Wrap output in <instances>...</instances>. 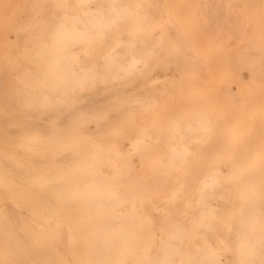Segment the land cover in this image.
Segmentation results:
<instances>
[{
  "label": "rangeland",
  "instance_id": "rangeland-1",
  "mask_svg": "<svg viewBox=\"0 0 264 264\" xmlns=\"http://www.w3.org/2000/svg\"><path fill=\"white\" fill-rule=\"evenodd\" d=\"M53 1L55 3H53ZM84 1L85 0H79V1L78 0L77 1L76 0H0V86L3 87V88L0 87V91H1L0 92V100L3 98L2 99L3 101L1 100L3 102V104H1L2 102L0 103V105L2 106V107L0 106V111L2 110V108L5 105V108H3V110H5L6 112L10 111L11 108L13 109V106H14V108L16 109V111H14V112L20 113V114H18V113L14 114V113H11L13 111V110H11V112H10L11 115L14 114V115H12L13 117L11 116V118H13L14 120L13 119L10 120V113H7V114H9V116L6 115V113L4 115H3V113L2 114L0 113V120H1L0 121V129H1V127L3 129V130H0V134L7 132V134H6L8 136L7 138H9L10 140L13 138L14 141H16V139H17V141L15 142L17 145L14 144L15 146L12 145L13 140L10 142L12 144L9 145V144L4 143V141H5L4 138H3L4 141H1L2 140L1 139L0 140V150H3L4 152H6L5 154H8L7 158L10 157L11 159H13L15 156V159L18 160L19 163L21 162L20 163L21 165H18L19 163L15 160L16 164L17 163L18 164L16 166H14L15 161L14 162H13V160L9 161L10 163L13 162L12 165L14 167H12V165H11V167L14 169V171L17 170L16 171L17 174L20 175V173H18V172H22L21 174L23 176L25 174L27 179L28 180L30 179L29 184L30 183L32 184L34 181H36V183H39V182H37V180H39V179H41L43 181V182L40 181L41 182L40 184L42 186L33 185V184L28 185L27 184L28 180L26 179V177H24L26 179L25 180L26 183H24L23 185H26V187H24L23 189H25V190L27 189V186H30L32 188L28 187V189H30V190L33 189L32 190V192H33L35 189L34 186H36V187L39 186V188L42 187L41 189L38 188V191L41 190V195H42L43 194L42 192L43 191L45 192L48 189V187L54 188L56 185V189L54 190L55 192L53 191V189H48L46 192L52 190V192H50V195H49V196H51V198L53 197V195H55V197H57L56 195H58V197H59V195H61L62 198H65V197H68V196H65L66 195V192H65L66 189L65 190L63 189V191H61V194H55V193L58 190L57 187L59 188V186H61L59 188V191H58V193H59L63 187L67 186L69 188L68 193H67L68 195L71 194V191H69V190H71L73 188L72 194H71V198L73 200V197L75 199H77L76 197L79 196V192H81V191H79V188L81 187V185H82V187L80 189L84 188L82 190V193L84 195L82 193H80L82 195L79 196V199H80V197H82L81 200H76L77 203L74 202L75 204L73 203V201H75V200H73L72 203L69 202V200H66V202L67 201L69 202V204L67 202L68 206H65L67 204L62 203L64 201V199L60 201V199L58 198L59 201L56 202V201H54V199H56L55 197H53L54 199L48 198L49 196H46L48 194L45 195L46 192L43 194V195H45L44 197L47 199L53 200V202H56V204L53 202L51 203V200H50V202H47V201L44 202V200H42L43 196H41V195L39 196L40 192H39V194H37L35 191H34V193H32L30 191V193H29L28 189H27V191L24 190L25 192H23V190H22L21 194L23 196H19V195H21L20 193L18 194V192L21 191V189H20V191L18 190L20 184L19 185L17 184L18 186L15 184L17 183V181H19V178L22 175H20V177L17 175L16 178L17 177L18 178L13 179V183H11L13 190L11 189V185L9 184V182L12 180H9V178L8 179L6 178V181H4L5 177L1 176L3 171L8 172L7 169L5 171V168L8 164V161L6 162V160H5L7 158L5 157V159H3V162L4 163L6 162L5 167H4V169H2L0 167L2 169V170L0 169L2 171V173L0 174V178H2V179H0V181H1L0 185L4 184L3 186H5L6 188L1 186L0 195L3 197L4 192H6V191L8 192L11 190L12 192H9V194L11 193V196H12L16 192L15 193L16 199L14 198L15 195L10 197L9 194H7V193L6 194L8 195V197H10L9 200H7L8 199L7 197H6V199L2 200L3 198L0 196V210L1 209H2V211L5 210L4 211L5 213L0 211V213L2 212V215L4 216L3 217L1 215L0 217L3 219H6V217H8L9 218L8 221L11 222V224L14 221H16L14 224H17V223H20V221L22 223L23 220L28 222L30 219H32L31 222L29 221L28 223H26L24 225L25 229H28V231L24 229L27 232L24 234L28 235L30 238L29 233L30 234L31 233L36 234V232H38L37 234H39V238H41V237L44 238L43 239L44 242L40 243L41 240L35 241L34 237L36 238L37 234H36V236H35V234H33V236H32L33 238L32 237L30 238V242H32L33 241L32 239H34L35 243L32 242L33 244H31V245H34V248L32 246L30 248H27V246L23 244L25 242L22 241L23 240L22 238H24V236L21 234H18L19 232H21V230H19V229L21 228L22 224L21 225L20 224L15 225V227H13V229H12L11 224H8V221L6 219L4 222H0V226L2 225L1 223L4 224V225H2L3 227L5 225L9 226V227L6 226V228L11 229V230H8L11 234L14 232V234H13L14 237L11 236L13 238L12 240H14V242L10 239L12 241V243H11V241L8 238L4 237L3 233H5V235L7 233H9L7 231V229H5V228H3V230L0 229V247L3 246L2 248H0V255H1L0 263L1 264H4V263L10 264L12 262L11 264H16V260L18 261L17 257H19V255H21L20 253H23L24 250L21 251L20 253L18 252L19 254L15 253V250L17 248H22V244H23V248L25 249L26 253H27V251L32 252L33 250H30L31 248H33L36 251L35 255L37 257H34V259H32V260H37V259H40L42 257V255H41L42 252H41V254H38L37 251H39L40 249L42 250L43 245H44L43 248H45V245H48V246L52 245V247H53V249L51 247H48L49 250L51 248L50 252L47 249V252L50 253V255H49V253L47 254V256L48 255L50 256L49 260L53 259V258H51L52 256L53 257L55 256V253H53L54 249H55V251H57L56 255L59 254L58 256L63 255V257H67V255L69 253L75 252V250H73L72 248H73V246L75 248H77L76 245L80 242V241H78V243L76 242L77 241L76 238H78V240H80V238H79L80 234L78 232L80 230H76L74 232V234H75L74 237L71 238V234H70L71 228L70 227L74 226L73 223L71 224V221H73L75 223L76 227L79 224L78 223L79 221L81 223L79 225H82V223H85L84 224L85 227L88 226L87 230L92 229L91 224H94V225L97 224V226H99V228H101L102 226L103 227L107 226L108 223L105 222L104 217H98L95 220H93L94 217L89 215L91 212H93L92 211L93 208L100 204V207L102 209L101 211H104L105 209H109V208H112L111 210H113V208H115L114 212L119 216V218H118L119 222L118 221H117L118 223L115 222V224L117 223V225H116L117 230L116 231L119 230L118 233L121 232L119 235V239L123 240V242L125 241L126 238L123 237L124 233L126 234L125 236L127 238H128V236L130 238L132 236L137 237V234H138V237H139V235L144 236V234L146 236L147 235L146 233H148V235L151 236L152 241H154L153 242L154 245H153V248L151 250L153 253L159 252V250H157V246L163 244V241L166 242L168 240L169 242H167V243H171V241L168 238L175 236V237L181 238V242L176 241V242H174V244L176 246L180 245L179 251L180 252L183 251V253L191 252V254L195 255L196 254L195 252H197L196 250L198 249L197 254H201V252L204 249V245H205L206 248L208 249V250H206V248L204 249L205 253L206 252L212 253L213 251L216 253L215 254L213 252L217 256L218 264H246L245 261H247V264H264V258H263L264 257V85H263L264 81L261 80V79H264V72L261 73V70L264 71L263 70L264 69L263 64H261L262 62H264V60L262 61V59H261L262 56H263L262 58H264V0H230V1L229 0H223V1L220 0V1L225 2V3H222L224 6L222 5L223 7L221 6V8H219V10L217 9V12L220 11L224 16L219 14V16H217V17L223 16L222 19H224L223 21L226 23L225 25H227V26L229 25L228 26L229 29L227 26H226L227 28H225V26L223 25L224 22L222 24L221 23L222 20L220 21L219 20L220 18H218V20L220 21L219 22L220 27H218V23L216 25L214 24L215 28L217 26L218 29L216 28L217 31L214 29L215 31H213V32H216L217 34L215 36L211 35V37H210V35H208V33H207V36H209V37L206 36V32H209V34L211 33L209 31L211 29L209 27L210 26V20L209 21H207V20L209 17H210V19H212L211 16H209L208 18L206 17V15L208 14V12L206 11L207 8H206V10L204 8L205 3H207L206 0H204L205 3H203L204 2L203 0H200L201 4L202 5L204 4L203 6L199 5L201 7H198V5L194 6L195 5L194 2L196 4L199 3L198 0H195L194 2H193V0H87V1H89V3L86 1L84 3ZM113 1H115V2H113ZM207 1L209 2L208 5L211 4V8H212L211 12H210L211 8L210 7H209L210 9L208 8L209 9L208 11L210 13H212V14H208V15H212V17H213V14H215V15L217 14V12L214 13L216 11L215 8L217 6L220 7L219 4L221 5V3L219 0H213L215 2H212V0H207ZM231 1H233V2H231ZM242 1H243V3H242ZM248 1L250 2L249 4L251 6L248 5ZM60 2L63 4H61ZM82 2H83V4H82ZM191 2L193 3V5H191L192 4ZM210 2H212L213 4ZM79 3L81 5H79ZM232 3H235V4L237 3L238 5L230 6V5H232ZM58 5H60V6H58ZM208 5L206 4L205 7H207ZM212 6L213 7L216 6L214 8V10H213ZM246 6H247V9H246ZM127 8H129V9H127ZM52 9L55 11H52ZM122 9H124L126 11H124ZM140 9L141 10L143 9V10L140 12ZM192 9H194V10L197 9L196 12H198V13H196ZM201 9H203L206 12H201V11H203ZM221 9H223V10H221ZM242 9L245 13L242 12ZM102 10H103V12H102ZM136 10H137V12H136ZM96 11H97V13H96ZM191 11L194 14L196 13V15L199 13L201 14L199 16L200 18L198 16H196V18L201 19V23L198 24V22L196 21L197 23L194 24L195 15L192 14ZM228 12L230 14H228ZM85 13L86 14L88 13V14L86 15ZM202 13H204V14L206 13V14L202 15ZM225 13L228 14V16L229 15L232 16V14H234L235 17L232 16V18L230 19V17H231L230 16V17H227V19H226V18H224ZM92 14H93V16H92ZM101 14H102V16H101ZM76 15H77V17H76ZM89 15H91V16L89 17ZM94 16H96V17H94ZM123 16H125L127 19H125V17H123ZM204 16L207 18V20H205ZM78 17L80 18V20L78 19ZM260 17H261V20L258 19ZM39 18H41V19H39ZM76 18H77V20H74ZM97 18H99V19H97ZM117 18L118 19L122 18V19L118 20ZM150 18H151V20H149ZM202 18H204L203 20H205V21H203ZM70 19H71V21H69ZM112 19H113V21H112ZM134 19H135V21H134ZM84 20H85V22H84ZM98 20L99 21L101 20L100 22L102 24ZM171 20H172V22H171ZM229 20H232L231 21L232 24L230 23ZM236 20H237V22H236ZM86 21L90 27L86 24ZM91 21H93L92 24H91ZM215 21H216V18H215ZM243 21H245V22H243ZM97 22H99L101 24V27H99L100 25L98 26ZM107 22H108V24H106ZM110 22H112V23H110ZM56 23H58L59 26ZM94 23L97 25V27H95L96 25H94ZM236 23H238V24H236ZM242 23H244V26ZM261 23H263V24L261 25ZM53 24L57 25V26L54 25V28L62 27L68 31V32H65V29L62 30V28H61V29H58V31H60L61 34L64 33V35H60V33H57L59 36L54 35V36H56L57 41H61V43H59V42L56 43V41L53 42L55 39H53V37L50 38L51 36L48 37V35H47V33H48L47 30L53 28V26L51 27V25H53ZM69 24L71 26L73 24L72 28ZM80 24H81V26H80ZM110 24H112V26H111V28L108 29V27H110L108 25H110ZM211 24H213V23H211ZM113 25H115L117 27L114 29L115 26L113 27ZM200 25L204 28L206 27L205 29H208V31H206L204 29L205 30V32H204ZM203 25H205V26H203ZM234 25H235V27H234ZM248 25H250L251 27ZM35 26H36V28H35ZM231 26H232V28L233 27L235 28V29L233 28V30H234V33L237 34L236 36H233V34H234L233 32H232L233 34L230 33L232 31V30H230ZM169 27L171 28V30L168 31L167 28H169ZM20 28L21 29L23 28L24 30L20 31ZM26 28L27 29L29 28L31 30L33 29L34 31L31 32V30H30L29 33H27L28 30H26ZM39 28H41V31L46 29L47 32L45 31V35H44V32H41L39 30ZM42 28H45V29H42ZM54 28L51 29L52 34H50V32L48 34L53 36L54 32H52V31L54 30ZM117 28H118V30H117ZM239 28L240 29L242 28L241 29V33L243 32L242 34L237 33V31L240 32ZM78 29L81 31H83V30L84 31L79 32ZM221 29L224 30L223 34L228 35V36L224 35L225 39H223L224 37L222 36L223 34H222ZM227 29L230 32H228ZM18 31H19V33H17ZM58 31H56V32H58ZM75 31L77 33H79L78 35H81V36H76V34H77L76 33L75 38L78 37L80 39V37H84L85 35L87 37V35H88V39L86 37L84 38V39H87V41H88V42H86L87 44L84 43L85 40L80 39L81 40L80 43L82 45H79V47L84 46V48L82 50L87 48V53H86V50H85V52L84 51L82 52V50L80 49V52H79V50L76 49L79 47L76 46V44L78 42L75 43V41H77L79 39L77 38L74 41L75 38H74L73 34H71V33H74ZM96 31L98 34L95 33ZM171 31H174V32L171 33ZM218 31L222 35H220V33ZM88 32H90V34H88ZM213 32L211 34H213ZM68 33L70 34V37H69V39L71 38L70 40L68 39V36H69ZM82 33L83 34L85 33V34L82 36ZM101 33H103L104 35H102ZM96 34H97V37H96ZM99 34H101L102 36L101 35L99 36ZM118 34L121 35V37ZM126 34L129 36L130 39H126V38H128V36ZM41 35L45 36V37H42ZM115 35H117V36H115ZM39 36L42 37L43 41L40 40ZM131 36H134V37H131ZM173 36H175V37L177 36V37L175 38ZM238 36H240V37L238 38ZM58 37H60L61 39L59 40ZM90 37L93 39V41H95V43L92 41V39H90ZM119 37H120V39H119ZM141 37H142V40L140 41ZM227 37H229V38H227ZM234 37H236L235 41H234ZM242 37H243V39H242ZM48 38H50L52 40H50ZM64 38H66V39H64ZM117 38L119 40H116ZM131 38H135V39H131ZM143 38H145L146 40L145 39L143 40ZM219 38H220V40H219ZM14 39H15V41H14ZM172 39H174V41H172ZM207 39H209V41H210L209 43H208ZM71 40L74 42H72ZM82 40L84 42H82ZM125 40L127 43L125 42ZM175 40L177 42V45L179 44L178 46L177 45L175 46V44H173V43H175ZM214 40H216V41L214 42ZM35 41L36 42L39 41L38 43H40L41 41L42 42L40 44L34 46ZM45 41L47 42L45 44V46L47 48L51 49V47H52V53L47 52L46 58H48V57L51 58V56H53V55L57 56L59 54V53L57 54L53 51V46L47 45L48 42L50 44L51 41H52V45H56V46H57V44H60L59 46H61V44L62 45L65 44V45H63V47H65V46L67 47L69 45L71 47V45H72L73 49H72V47L71 48L68 47L66 49H69V51H71V52H74L73 50L75 49V52L73 54H71V52L67 53L68 54V58H67V54L64 51H68V50H65V48H61L62 47L61 46L60 48L62 50L57 51L55 49H57L59 46L54 47L55 51L60 52V53L62 52L63 56L61 54H59L62 57L58 55V57L56 58L57 60L52 59L53 60L52 61L50 59L52 61L51 62L49 59L48 60L46 59L45 60L46 62H45L44 61L45 55H44V57H43L44 59L41 58V59L37 60L38 61L37 62L34 60L35 57H33L34 55H36V54H34V51L37 50V52H38L39 50H42V49L44 51L45 46L43 45V43ZM66 41H67V43H65ZM117 41L120 42L121 45H120V43H119V46L117 45V43L115 44V42H117ZM139 41L141 43H143L145 41L144 44H142L144 46H141ZM29 42H30V44H29ZM69 42H71V43H69ZM134 42H136L137 44ZM6 43H7V45H5ZM128 43L132 44V46L135 45L132 48L133 50H131L132 46H129ZM222 43L224 46L222 45ZM231 43H233V44H231ZM255 43H258V44L255 45ZM259 43L262 44L263 47ZM83 44H86V45H83ZM139 44H140V46H138ZM161 44H162V46H161ZM213 44H214V46H213ZM216 44H219V45L217 46ZM248 44L250 46H247ZM17 45H19V46L17 47ZM74 45L76 48H74ZM136 45L138 46V48H136ZM259 45L261 48L259 47ZM38 46H41L40 47L41 49H39ZM120 46L121 47L123 46L124 48L126 47L125 50L123 49L125 52H123V51H121V52H123V54L128 53L126 55L127 58L129 57V55L132 56L134 58L133 62H131L132 60H130L131 57L128 58L130 60L129 61L127 58H125V55L122 57V54H120V50L118 51L117 49H115L116 47L119 48ZM158 46H160V50H159ZM220 46H223V48ZM42 47H44V48H42ZM121 47H120V49H121ZM240 47L241 48L244 47L243 49L245 51L243 49H241ZM253 47H255V49L258 47L260 49L254 50ZM25 48H26V50H25ZM47 48H45V50H47ZM60 48H58V49H60ZM246 48L248 49L249 53H248V51H246L247 50ZM31 49L33 51H31ZM240 49H241V51H239ZM27 50H28V53H26V54L30 55L31 58L33 57L32 60L35 61V64H37V67L39 69L36 68V65L34 64V62H32V63L30 62V64H33L32 67L27 65V63L29 62V60L27 61V59H29L30 56L25 58L28 55L25 56V54H23V51L27 52ZM76 50H78V51L76 52ZM110 50H112L114 52V54L112 51H111L112 52L111 53ZM116 50L119 52V54L117 53ZM153 50H154V52H153ZM181 50H183V51H181ZM115 51L117 54H115ZM147 51H150V52L152 51V52L148 55ZM238 51L240 52V54H241V52H243L244 54L240 55ZM232 52H234L235 55L237 56V57H234L235 58L234 61L231 58V55L235 56L234 54H232ZM254 52L258 57H255V58L253 57V55L255 56V54H253ZM39 53H41V52L39 51ZM167 53L170 55V57ZM228 53H231V54H228ZM250 53L253 54V55H251V57L254 59H251V57L248 56ZM16 54H17V57H16ZM21 54L24 55L22 57H24L25 59H21V61H19L20 60L19 56L21 57ZM42 54H44V53H42ZM161 54H162V56H161ZM164 54H165V56H164ZM37 55H40V54H37ZM87 55H89V57ZM107 55L109 56V58L106 57ZM110 55H112V58H115V57H113L115 55H116V57H118V59L116 58L118 60V62L116 61L117 64L115 63L116 59L114 60L115 65H117L116 67L113 66L114 65V63L112 61L113 59L110 58L111 57ZM145 55H148V56H146L147 59L144 58ZM157 55H159V56L156 57ZM4 56L8 57L7 60L4 59ZM9 56L12 58H9ZM119 56H121V58H119ZM154 56L156 59L154 58ZM13 57H15L16 59L18 58L17 62ZM161 57H162V59H161ZM172 57H173V60H172ZM240 57H241V59H239ZM245 57L246 58L248 57V58L246 59ZM62 58L65 59V61L66 60L69 61V62L66 61V68L67 69L65 68V70H68L70 72L71 80L74 77V79L72 81H76L75 80V79H77V78H75V75H76V76L81 77L80 78L81 82H80V79H77L79 82L76 81L77 83H75V85H74L73 84L74 82H72V81L69 82V80H68L69 78H67V76L62 77V76H64V74L69 75V73H67L65 71H63L64 73L62 72V70H64L63 66L65 65V61H62ZM122 58L123 59L125 58V60H123ZM168 58H170V59H168ZM105 59H106V61H105ZM135 59H137L139 61V64H137ZM153 59H155L154 62L156 64L153 63L152 65H150V68H148L149 64L152 63ZM197 59H199V60L201 59V61H199ZM227 59L228 60L231 59L233 61V62L230 61L231 64L233 65L232 67H230L231 65L228 64L229 61ZM244 59L246 61H244ZM12 60H15V61H13V63L16 62L17 66L19 68H21L20 66H22V65L24 66L26 64L28 66L26 68L27 70L31 71V69L34 68V70L39 72L38 73L39 75H36L35 73H37V72L35 71V73H34V70H33L31 72L29 71V74H28L26 72L27 70H25L24 67H23V69L21 68V71L25 70L24 72L28 74V75H26L25 73L21 72L23 74V76H25L26 81L30 80V79H28V77L32 78V76H34L35 78H40L42 76L41 80L40 79L36 80V79L32 78L30 80L31 83H29V81L28 82L23 81V83H22V80L24 78H23L22 74L20 72H18L16 66L14 64H11ZM41 60L45 62V63L43 62L44 64H47V61L48 62L50 61L51 64L54 62L53 65H55V63H56V65H55L56 68L58 66L61 67V69L59 67V69L57 68V70L55 69L54 71L50 70L49 68H47V70L51 71V74H53L55 72L54 74L55 75L57 74L58 76H60L59 74L61 72V76H60L61 79H60V77L58 78V76H56L57 79H60L62 81V83H63L62 79H66V80H68L67 83H69V85H74L71 87V90H68V89H70V87L68 86V88H67L68 95H66L67 90H66L65 94H63L65 87L67 85L64 86V84H65L64 83L63 88H62V84L60 85L61 82L60 83L55 82V81H57V79L55 78V75L52 76V80L50 79V81H48V82H51L50 84L46 83V81L45 82L42 81V79L44 77L43 74L45 72L43 70H41L40 68L42 66H44V68H46V67L42 63ZM126 60H128L130 63H132L131 65L136 64V67L133 65L135 67V70H138L139 69L138 65H140L142 62H145V61H146L145 63L148 64L147 65L148 67L145 64H142V65H145L143 67L141 66V68H140L141 70L143 69V71H142L143 74H142V73H139V72L133 70V66L131 68H129L130 65H128V61L126 62ZM140 60H144V61L141 62ZM169 60H170V63H169ZM76 61H77V63H74ZM160 61H161V63H163L162 67L164 66L163 67L164 69H161V64H159L160 66H158V63H160ZM171 61H172V63H175L176 66L175 65L173 66L171 64ZM226 61H228V62H226ZM106 62H108V63H106ZM125 62L127 63V65ZM134 62H136V63H134ZM39 63H41V64H39ZM78 63H79V65H78ZM104 63L106 65H108V64L112 65V67H115V69H117V67L119 68L122 65H124V66H126V67L122 66V68H124V70L126 69L125 73H124V75H125L124 78L125 79L128 78V76L126 78V75H127L126 71L129 72L130 70L131 71L129 72V75L131 74V72H133L135 77H132L133 75H131L132 78H130V76H129L130 79L125 81V79L122 78L123 77V70L121 71V69L119 68L121 72H118L119 70H117L116 72H118V73H115L117 76L118 75L120 76L118 78L114 74L115 71L114 72L112 71L113 69H111V66L109 67V65H108L107 66L108 71H105L106 67L104 66ZM199 63H201L202 65ZM233 63H236V64H233ZM51 64H50V66H51ZM93 64L95 65L94 66L95 70L92 68L94 71L93 74H92L91 70L89 71L91 73V75L96 76L97 74H94L95 72L98 74H101L102 70L105 68L104 71L106 74L108 72H110V74L113 73L114 76L111 77L109 75V76H106V79H105V77H104V79L101 78L102 80L100 78L96 80V79H94L95 76H92L94 79L93 80L94 82L91 81V83H90L89 80H87L88 82H86L87 84H89L90 87H88V86L85 87L86 86L85 85L84 89H82V86L84 84H86V83H83L82 86L78 85L79 86V91H78V89H76L75 87H78L76 84L82 83L83 74L81 75V73L85 72V74L87 75L86 71L89 70L90 67H93L92 66ZM164 64L165 65L168 64V65L165 66ZM34 65H35V67H33ZM53 65H52V69H54L53 67H55ZM98 65L104 66V67H102V70L100 69V67ZM234 65L237 67H235ZM46 66H49V65L47 64ZM68 66L70 68L72 67L71 68L72 71ZM171 66L173 67V69L176 68V71L172 70ZM201 66H204V67H202V70H201V68H199ZM78 67H80V68L82 67L81 73H80ZM127 67L130 70H127L128 69ZM166 67H167V69H169L168 70L169 73H171V70L174 73L173 72H172V74L166 73V71H167V70H165ZM44 68L42 67V69H44ZM158 68H160V69H158ZM203 68H205V69H203ZM238 68H239V71H235ZM109 69H110V71H109ZM243 69H245V70H243ZM83 70H86V71L82 72ZM146 70H147V72H149L148 73L149 77L147 76L148 74H147ZM182 70H183V73H181ZM203 70H205V72H203ZM246 70H247V72H244ZM254 70L256 72H253ZM9 71L11 72V74ZM19 71H20V69H19ZM48 71H46V74H44V75H46V78L47 77L50 78V73H49V75L47 74ZM111 71H112V73H111ZM233 71H234V73H233L234 75L232 74ZM259 71H260L261 75L263 74V77L262 76L260 77V74H259V76H257V78L259 77L258 79H260V81L255 79L256 77L253 76V74H256V73L258 74ZM72 72H74V73L76 72V74L74 75ZM205 73H206V75H205ZM12 74H13V76L15 74V76H17V77L20 76L19 79L18 78L13 79ZM72 75H74V76L72 77ZM102 75H103V73L101 75H98V76L103 77L104 75L103 76ZM138 75L141 76V79H142V76L146 77V79L141 80ZM87 76H84L85 80H86ZM205 76H206V78H205ZM9 77H11L10 81H9ZM89 78H91V76H89ZM117 78H118V82L115 81L112 83V81L114 79H117ZM13 80H15V82H17L16 80H20L21 83L19 82L20 85L18 84L17 86H20V87L23 86V88L26 90L30 89V91H32L36 87V89H35L36 91L33 90L34 93L38 92L41 95L44 94L45 96H46V94L51 93L52 96L50 95V97H48L51 100L56 99V98H54V97H56V94L59 96L58 99H61L62 95H65V97H66L65 99L70 98L69 101H71V102L74 101V103L76 102V106H77V104L80 105V107L78 105L76 108H80L79 113H82V115L74 112L75 110L70 111V109L68 107H70L71 105L74 106L73 102L72 103L69 101L65 102L67 104L65 106H63V108L64 107H66V108H64V109L62 108L63 109V111H62V109L60 110V107H62V106H60V105H59L60 107L56 106V104H58V103H56L54 105L52 104L53 105L52 106L51 105L52 102H51L50 106H48L49 100L46 99L47 101L45 103L43 102V104H46L50 108L52 107L53 110L51 109V111H50V108H47V106H45V107L43 106L45 108V109L43 108L44 109V111H43V109H41L42 106H40V107H38L39 108L38 111H40L43 114L39 115V117H37V115L34 116V114H36V113L38 114V111L32 110V111H35L33 116L36 118L34 119L33 116L30 115V113H31L30 112V113L26 114L27 117L24 120L27 121L30 119L29 121L32 120L31 122H33V119H34V121H36V122H35V124H32L31 122L28 121L27 122L28 124H26L24 126L23 120H22L23 118H25L22 116V114H25V111L23 109L26 107H24L25 106L24 104H26V106L28 107L29 102L33 99L34 100H33V102L31 101L30 105L33 104L34 107L36 105L39 106L42 103L39 104L40 101H36V98H37V100L39 98V97H37L39 94L35 95L32 92L34 94V97L36 96L34 98L33 95H31L32 94L31 92L24 91V93H30L27 95L28 96L31 95L30 97L32 99H30V97H28L25 94L27 96L26 99L21 98V101H22L21 103H23V101H25V103L23 105L22 104L20 105L21 108L22 107H24V108L19 109L20 101L18 100L19 99L18 97H19L20 93H18L17 95L15 94V96H17L16 99L19 101V104H18V102L16 100H13V99H15V96L13 93L16 92L14 90H15V87H17L16 83L13 82ZM33 80H34V82L35 81L36 82L41 81V82L40 83L35 82V84L37 85L36 86V85H33L34 84V82H32ZM53 80H54V83L52 82ZM85 80H83V82H85ZM90 80H92V79H90ZM98 80H101L102 82L105 81V82H104V84L102 82L99 83ZM136 81H137V83H136ZM261 81H263V82H261ZM24 82H25V84H24ZM123 82H124V84H123ZM129 82H131V84ZM224 82H225V84H224ZM7 83L8 84L10 83V84L8 85ZM13 83H15V85ZM41 83H43V84L45 83L47 85H51L53 83L54 86L55 85L57 86V87L56 86L55 87L57 88L56 91H58V92H54V90L52 91V86H51V88H49L50 86L48 87L51 90L50 93H48V91L46 92V94L41 92L44 89V88H42L44 85ZM116 83L118 85L120 84V86L118 87V85ZM245 83H247V84H245ZM27 84H28V86H29V84L30 85L32 84L33 85L32 87H34V88H32L31 86H30L31 88H28ZM39 84H41L43 86H40ZM114 84L117 86H113ZM24 85H26L28 89L26 88V86L24 87ZM122 85L124 87L122 89H120V87H122ZM249 85H250V87H248ZM46 86H44V87H46ZM58 86H61V87L58 88ZM5 87H6V89H5ZM38 87L40 88V90L41 89L42 90L38 91ZM55 87H54V89H55ZM80 87H81V90H80ZM8 88H10V89L14 88V90H12L14 92H11V90H10V92L13 94V97H12V94L10 95ZM87 88H88V90H87ZM17 89H18V87H17ZM46 89H47V87H46ZM46 89H44L43 91H45ZM59 89L61 91H59ZM74 89H76L77 93L79 92L81 94V96H79L80 94H77L76 91H74ZM106 89H109L110 92H108V90H106ZM112 89H114L116 92ZM20 90H22V87ZM72 90L74 91L73 94L71 93ZM118 90L119 91L121 90L119 95L117 92ZM219 90H221V91H219ZM4 91L6 92L7 95H10V97H8V98L5 97L6 94ZM17 92H19V90ZM113 92H115V93H113ZM24 93L22 92V95H20V96L24 97L25 96V95H23ZM75 93L77 95H75ZM116 93H117V95H116ZM122 93H123V95H122ZM98 94H100V95L98 96ZM93 96H95V97H93ZM135 96H137V97H135ZM86 97L88 98V100ZM132 97H134V99ZM117 98L121 99V101L124 100V102H122L123 104L122 103L119 104L121 102L119 100L118 104H119V106L122 105V109H120L118 112H116V111L119 108H117V110H116V108H114V106H117L115 104L118 101H114ZM4 99H6L7 102L9 100V104H13V101H14V103L16 105L15 104H13V106L11 105L10 106L11 108L9 109L8 106L4 103L5 102ZM40 99L42 101V98H40ZM58 99L56 100L57 102L59 101ZM78 99L81 102H79ZM112 100H113V102H116V103H112ZM34 101H35V103H34ZM64 101L65 100H63V103H64ZM136 101L138 104L136 103ZM36 102H38V103H36ZM60 102H62V100ZM126 102H128V103L130 102V104L127 105ZM110 103L112 104L113 107L111 106ZM134 103H136V104H134ZM60 104L62 105V103H60ZM142 104H143V106H142ZM106 105L111 106L108 108L109 109L108 111L105 110L107 108ZM6 106H7V109H6ZM82 106L86 108V112H85L84 108H82ZM146 106H148V107H146ZM201 106H203V107H201ZM89 107L90 108L92 107V108L90 109ZM104 107H106V108H104ZM38 108H35V109H38ZM46 108L48 109L49 112L46 111ZM73 108H75V107H72V109ZM87 108H88V110H87ZM101 108H103L104 110ZM65 109L68 112H70L71 114H73V116L71 114L69 115L67 112L64 113L65 115H63L62 113L59 112V111L64 112ZM95 109L99 111V114L103 113V115H104L102 117H99L100 118L99 122L97 121L99 119L98 117L92 116V114H95V112L97 113L96 116L99 115L98 111H95ZM110 109L115 110V111H112ZM22 110H23V112H22ZM27 110L28 109H26V112H27ZM87 111H89V113H91V115L86 114V113H88ZM93 111H95V112H93ZM21 112H22V114H21ZM28 112H29V110H28ZM58 112L60 114H62L64 118L66 116L67 118H65V119L66 120L68 119L71 124L70 125L65 124L67 126L66 127L63 123V125H64V127H63V125H61V124H62V122L66 123V121H64V118L63 119L61 118L62 115L59 116L60 114H58ZM77 112H78V110H77ZM83 112L90 117L87 119V122H84V120H83L82 123H84L85 125L80 124L82 121V117L85 116V114L83 115ZM107 112H108V114L110 113V116L107 115ZM113 112H116L118 114H116V113L113 114ZM120 112H122V113H120ZM123 112L125 113L126 117H125V115H123L124 114ZM66 113L69 116H67ZM74 113L77 115H81V116H76V115H74ZM104 113H106V114H104ZM46 114H48V115H46ZM129 114H131V115H129ZM239 114H240V116H239ZM5 115H6V118H5ZM26 115H24V116H26ZM119 116H123V117H119ZM21 117H22V119H21ZM41 117L44 119H42ZM56 117L59 119L61 118L60 119L61 122H60V120H59V122L56 121L55 120V119H57ZM78 117L81 118V120H79ZM85 118H86V116L84 117V119ZM202 118H203V120H202ZM6 119H8V120H6ZM15 119H16V121H15ZM77 119L79 120L78 121L79 123H77ZM18 120H19V122L21 121V123H20V126L22 124L21 127L18 124L19 122L17 123ZM130 120H132V122H134V123L132 124V122ZM3 121H5V122H3ZM13 121L16 122L15 127H14L15 123ZM26 121H24V124ZM55 121L57 124L61 123L60 125L62 127L58 124V128H55V126L57 125L55 123ZM71 121L72 122L74 121V122L72 123ZM101 121H103V122H101ZM2 122L4 124H2ZM11 122H13V123H11ZM96 122L101 124V126L98 125V127H101L102 129L105 127L106 129L104 128L103 131L100 132L101 128L98 129V127H97V129H96V126H97ZM5 123H6V126L8 128L11 127V125H13V124L14 125L11 128L7 129V127L5 126ZM36 123H39V124H36ZM46 123L48 126L45 125ZM105 123L108 126H106ZM134 124H136V125H134ZM196 124L201 129L203 127L205 129L204 132H203V129L199 130V128L196 126ZM200 124L203 126H200ZM28 125H29V127H28ZM49 126H50V128L52 127L51 129L54 132V133L51 132L52 135L49 133L51 131V130L49 131V129H50ZM59 126H60V128H59ZM72 126L74 129L72 128ZM109 126H111V127H109ZM195 126L198 128L196 130V132L191 130ZM46 127H48V128L46 129ZM75 127L76 128L78 127L80 132H78L77 129L75 130ZM32 128L34 130L33 131L34 133H32V135H31ZM66 128H67V130H66ZM68 128H70V129H68ZM109 128H111V130ZM195 128H194V130H195ZM4 129L5 130L7 129V130L5 131ZM17 129H19V130H17ZM24 129H27V130L24 131ZM28 129H30V131ZM116 129H118V131H119L118 133H117ZM187 129H189V130H187ZM210 130H211V132H210ZM21 131H22V135H21ZM27 131H29V132H27ZM46 131H47V133H46ZM62 131H63V133H62ZM10 132H11V134L13 132L12 138H10L11 137ZM64 132H68V134L64 133ZM114 132H116L115 135H111V134H114ZM144 132H145V134H144ZM207 132H209V133H207ZM25 133L27 134L26 136L24 135ZM35 133H37V134L39 133V135L42 134L41 136L42 137L44 136L43 138L41 137L43 140L46 139L45 136H47V137L49 136L48 140H53L57 136L58 140L55 139L52 142L57 145V151L58 152H59V150L60 151L62 150V152H63L65 149H68V148H70L68 150L71 151V144H77L78 142H79V144H77L74 149L72 148L75 151V153H73L72 157H69V158L67 156L72 154L73 150L71 152H69L70 154L68 153L67 150H65L68 154L65 153L64 155H66V156L62 155L63 158L62 157L59 158V156L62 154V152H61V154L58 155L57 154L58 152L53 153V151H52V153H50V149H49L48 154H51L52 156L58 155V157H55V156L52 157L54 160L53 161V160L47 159V157H44V156L48 155L47 154L48 148H47L46 152L44 151V155L42 153L43 152L42 147L44 149L43 145L48 146V144L45 142L47 140L44 141V143H46V144H43V140H41V143L40 142L37 143L38 140L35 141L34 140L35 137L34 138L32 137V136H37ZM95 133H97V134L99 133V134L95 135ZM2 134L0 135L1 138H2V136L4 137V134L3 135ZM14 134H17V135L14 136ZM65 134L68 136L67 137L68 141L70 140L68 142L69 144H70L71 140L73 142H75V143L71 142L70 147L69 146L66 147L69 144L67 143V139H66ZM22 136H25L28 141L30 140V139H28V136L31 137L35 141L34 142L32 140V142L34 144L33 143L31 144V142L28 143L27 140H22V142H23L22 143L21 142ZM59 136L60 137L64 136L65 139L64 138L61 139ZM72 136H73V139H72ZM184 136H187V137H184ZM106 137H108L109 139ZM23 139H25V138L23 137ZM36 139H39V138L36 137ZM56 140L58 143L56 142ZM79 140H81V141H79ZM164 140H166V141H164ZM182 140H183V143H182ZM24 141L27 143V146H26V143ZM39 141H40V139H39ZM142 141H144V142H142ZM2 142H3V144H2ZM48 142H50V141H48ZM52 142L49 143L51 146H53ZM59 142H60V145H62V147H61L62 149H58ZM63 142H65V143H63ZM187 142H188V144H186ZM200 142H201V144H200ZM18 143H19V145H21V143H22L23 146L21 145L20 146L21 148H20ZM178 143L183 144L182 148H181V146H178V145H181ZM82 144L85 145V148H83L84 146ZM108 144H109V146H108ZM56 145H54V146H56ZM64 145H66L65 146L66 148L63 147ZM92 145H94V146L92 147ZM170 145H171V147H170ZM25 146H26L27 150H26ZM51 146H48V147H51ZM28 147L31 148V151H34V152L30 153V151H29L30 149ZM35 147L37 149H39L38 147H40L41 153L37 154V152H39L40 150H36ZM172 147L174 150H172ZM55 148L56 147H54L53 149H55ZM92 148H94V149H92ZM85 149H87V150H85ZM91 149H92V151H94L93 153H92ZM180 149L183 150L182 151L183 153L180 151ZM185 149H187L186 150L187 152L184 151ZM44 150H46V149H44ZM89 150H90V152H89ZM102 150H103V152H101ZM170 150H172L173 155L170 154V152H171ZM35 151H36L37 155L35 154ZM82 151H85V154H88V153L91 154L92 153V156L89 157V154L88 155H85V154L82 155L84 153ZM76 152H78V153H76ZM117 152H119L120 155H118ZM32 153L35 155H33ZM174 153H175V156H174ZM181 153L182 154L185 153L183 156L185 158L181 157ZM40 154H42L43 156L42 155L40 156ZM75 154L77 156H74ZM136 154H138V155H136ZM38 155H39V157H38ZM94 155L96 158H98L97 161L95 160L96 159L95 157L93 159ZM96 155H98V156H96ZM115 155H116V157H115ZM0 156H2V153L0 154ZM12 156H13V158H12ZM120 156H121V158H120ZM27 157H29V158L27 159ZM48 157L50 158L51 156L49 155ZM73 157H75V159H73ZM77 157H79V158H77ZM2 158H4V157L2 156ZM65 158H68V159H65ZM82 158H83L86 166L88 165L85 162V161H87L86 159L91 161V165L89 163L90 161H88V163H89L88 169H86L85 168L86 166L83 163H81ZM122 158H125L124 159L125 161H123ZM147 158H148V160H146ZM42 159H44V160H42ZM22 160H24V162ZM27 160H28V162L25 163V161H27ZM64 160L66 162H68V160H70V161H69V163H67V165L64 166L62 164L63 162H65ZM83 160H82V162H83ZM94 160L96 161V163ZM102 160L104 162L103 164L101 163ZM105 160H107V161H105ZM181 160H183L184 162ZM29 161H30V163H29ZM58 161H60L61 163ZM71 161H73L74 164L71 163ZM3 162L1 159L0 164L1 163L3 164ZM32 162H34V165L31 164ZM38 162H40V164ZM47 162H49V163H47ZM44 163H46L45 164L46 167L43 166V172L44 173H45V171L48 172L50 170V172H51L53 170L52 171L53 173L52 172L51 173L56 174V176H55L56 178L61 176L60 178L62 180L60 181L58 178L56 181V178L54 177L53 178L54 179L53 180L54 181L53 186L52 185L48 186V183L46 182L47 181L46 178L48 177V175H49V178L51 176L53 177V175H51V173L49 174V172H48L47 175L44 174L43 172H42L43 174L34 173V170L36 172H38V170H39V172H40L42 164L44 165ZM50 163L51 164L54 163L53 164L54 166L51 165ZM118 163H121V164H118ZM124 163H126L125 164L126 166H129V165L133 166L132 167L133 170H131V168L129 169V167H128V169H129V170L127 169L128 172L130 170H131V172H130V174L128 173L129 176L127 178L124 177V176H126V171H125L126 169H124V167H123V169L121 168L122 166H125ZM157 163H159L158 166L156 165ZM26 164L28 165V168H30L33 165L32 166L33 168L31 167L29 169V171L31 170L29 172L30 176L29 175L27 176L26 174L28 172L26 173L24 171V169L26 171H28ZM38 164L41 165L40 168H39ZM48 164L50 167H52L51 169L48 168L49 167V166H47ZM64 164H66V163H64ZM68 164H70V165L68 166ZM71 164L76 165L77 167L72 166ZM94 164H95L96 168H95ZM24 165L26 166L27 169L25 168ZM36 165H37V167H36ZM57 165H59V167H61L62 169H60ZM99 165L102 167H100ZM119 165L120 166L122 165V166L120 167ZM167 166L169 168H167ZM9 167H10V164L7 168H9ZM11 167L9 169H11ZM16 167L20 168L19 169L20 171H18V169L15 170ZM90 167H91V169L93 168V170H92L93 172L91 171ZM114 167H116V169ZM44 168H48V169H44ZM53 168H55V169H53ZM58 168H59V170H58ZM72 168H73V170H72ZM121 169H122V172H121ZM61 170H63V171L65 170L64 171L65 173ZM69 170L71 172H69ZM75 170H76V173L74 172ZM94 170H96V171H94ZM213 170H214V172H213ZM10 171H13V170L11 169ZM14 171H13V173H14ZM7 172L4 174L7 175ZM82 173L84 174L83 177H82ZM120 173L121 174L123 173V174L120 176ZM10 174H11V172H10ZM10 174L8 175L9 177L15 176V175H12V174L10 175ZM31 174H32V176H31ZM91 174H93V175H91ZM101 174L103 175L102 178H101ZM34 175H36V177L39 179H35ZM79 175L81 177H77ZM104 175H106V177ZM118 175L122 179H123V177L125 178V180L127 179L126 180L127 183H130V184H128V186H127V183L124 182V179L121 180V178L118 177ZM38 176H40V177H38ZM44 176H45V182L47 183L46 185L48 187L47 186L45 187V185H44V180H43ZM28 177H30V178H28ZM89 177H90V179L88 180ZM11 178H13V177H10V179ZM32 178H34L35 180L34 179L32 180ZM113 178H115L119 182L120 181H123V182L122 183L120 182V184H119L118 181H115L116 184H114L115 179L113 180ZM21 179H20V181L22 183V181L24 179H22V180ZM64 179H66V181H64ZM93 179H94L93 182L98 183V185H96V183L91 184V182H92L91 180H93ZM128 179H129V181H128ZM25 181H23V182H25ZM48 181H51V179H48ZM63 181H64V183H63ZM80 181H82V182H80ZM56 182L58 184H55ZM83 182H87V185L89 183L92 185V186H90V189L91 188L93 189L91 195H90L91 190L86 191L87 187L86 186L83 187V184H84ZM117 182H118V184H117ZM50 183H52V182H50ZM102 183H103V185L105 184L106 187L103 186V188H102ZM84 185H86V184H84ZM113 185H117V186H113ZM131 185L135 186V188ZM108 186H109V188H108ZM110 186H111V189H110ZM7 187L10 190H4V189H7ZM75 188H78V191H76ZM2 189L4 190V192L2 191ZM42 189H44V190H42ZM103 189H105V190H103ZM106 189L116 191V195L118 196V194H120V196L116 197L113 200L107 201L106 200L107 197H111V196L110 195L108 196ZM121 189L124 191L126 189L129 192L126 191L127 192L126 193L127 195H126ZM17 190H18V192H17ZM35 190H37V188ZM131 190H132V193L130 192ZM1 191H2V193H1ZM74 191L78 192V194H77L78 196L75 195L76 193ZM85 191H86V193H85ZM53 192H54V194H53ZM87 192H89V193H87ZM51 193H52V195H51ZM33 194H34V197H33ZM128 194H130V195H128ZM35 196H37L39 198L42 197V198L40 200L37 198L38 200L36 201ZM123 197L125 198V200ZM143 197H145V198H143ZM18 198H20V199L17 200ZM84 198H85V200H84ZM23 199H25V200H23ZM28 199H30V200H28ZM65 199H67V198H65ZM68 199H70V197ZM26 200H28V201H26ZM79 201H81V203H82L81 205H79L80 204ZM21 202L24 204H22ZM38 202H39V204H38ZM85 202H86V204H85ZM12 203L13 204L19 203L18 207H15V205H13ZM58 203H61V204H58ZM119 203H120V205H122V207L119 205ZM25 204H27V205H25ZM52 204L56 205V206L58 204L59 208L61 207V209H59L58 206L57 207L53 206ZM129 204H132V205H129ZM69 205L73 206V209H71L72 210L71 213L75 211L74 214L76 215V213L78 212L77 216H76L77 218L73 217L74 214H73V216H72V214H69L73 218H69L70 216L69 217L67 216L68 213H70V212L67 213V210L70 211ZM74 205H77V207ZM116 205H118L120 207H117ZM3 206H5V209L3 208ZM25 206H26V208L29 206V209L31 211H29V209H28V211L25 210L26 211L25 212L23 209V208H25ZM79 206H81L82 208L80 207L79 211H77ZM84 206H86L85 211L83 210ZM108 206H112V207H108ZM134 206H135V208H134ZM7 207H8V210H10L9 212L7 210ZM19 207H21V208H19ZM55 207L57 208V210ZM75 207H76V209L74 210ZM17 208L20 210L22 209V210L20 211ZM66 208H67V210H66ZM210 208L212 210H210ZM46 209H47V212H46ZM58 209L60 211H58ZM12 210H13V214H10ZM51 210H52V212H51ZM61 210L63 212H65L63 214H65V216H67L68 219H66V220L67 221L69 220L70 227H69L68 222L65 221L64 216H61V214H62ZM15 211H17V212H15ZM6 212H8L7 213L8 215L6 214ZM59 212H61V213H59ZM84 212H86V213L84 214ZM87 212L89 213L88 215L90 217L88 216V219L87 220L85 219V222H84L83 221L84 219L82 220V218H84V216L87 214ZM132 212L135 215H133ZM30 213H32V214H30ZM14 214H15V216H18V215H21V216H18L20 218L16 217L18 219L17 220L15 218ZM22 214H24V215H22ZM82 214H84V215L82 216ZM122 214H124V215L122 216ZM42 215H43V217H42ZM136 215H138V216L136 217ZM58 216H60V218H58ZM78 216H80L81 218H79ZM10 217L12 219L15 218L14 221ZM24 217L25 218L28 217L29 219L25 220ZM121 217H123L124 220H121V219H123ZM131 217H132L133 221L130 219ZM1 218H0V221L3 220ZM21 219H23V220H21ZM48 219L50 222L48 221ZM70 219H72V220L70 221ZM142 219L144 221L146 220L147 222L146 221L145 222L148 223V225L143 224L142 222H144V221H142ZM58 220H59V222H58ZM76 220L77 221L79 220V221L75 222ZM6 221H7V223H6ZM92 221H93V223H92ZM107 221H108V219H107ZM114 221H116V220H114ZM126 221L130 223V224L126 223V224L130 225L131 228L127 225V227H129L130 229L125 228L126 224H124V222H126ZM36 222H37V224H36ZM60 222H62V223H60ZM86 222L87 223L90 222V223L87 224V226H86ZM120 222H123L121 226H120V224H121ZM44 223H45V225H43ZM76 223H78V224H76ZM14 224H12V225H14ZM32 224H33V226L31 227L30 225H32ZM37 225L40 227L42 226L43 228H40V227L38 228ZM16 226H17V228H16ZM28 226H29V228H27ZM119 226L121 227V229ZM140 226H142V228H140ZM174 227L176 228V230ZM31 228H33L34 231L31 230ZM69 228H70V230H68ZM137 228H139V229H137ZM190 228L191 229L193 228L192 231ZM124 229L127 231L129 230V231L125 232ZM4 230H6V231L4 232ZM16 230H19V232H17ZM30 230L32 232H29ZM43 230L45 233H43ZM25 231H22V232H25ZM67 232H68V234H67ZM76 232H78V233H76ZM81 233H82V231H81ZM15 234H18V236L21 235L20 238L17 236L15 237ZM133 234H135V235H133ZM188 234H189V236H188ZM78 235H79V237H78ZM182 235L183 236L185 235V237H182ZM193 235H195V236H193ZM8 236H10V234ZM150 236H149V238H150ZM2 237L4 239L6 238V240L8 239L7 242ZM25 238H26V236H25ZM166 238H167V240H166ZM16 239H18V240H16ZM191 240H193V241L191 242ZM19 241L21 242L20 243L21 247L19 244V247L16 248ZM27 241L28 240H26V242ZM48 241H49V243H48ZM73 241L76 243L75 245H74ZM9 242L11 244H8ZM37 242H38V244H37ZM1 243H3V244H1ZM4 243L6 245H4ZM69 243L72 246V248L69 245ZM72 243H73V245H72ZM243 243H244V245H243ZM7 244L9 245V251L5 250V247L8 248ZM25 244H28V243H25ZM36 244H37V246H36ZM10 245L11 246L14 245V246H12V248L14 247L15 249L13 248V250H11L12 248H10ZM39 245H41V246H39ZM246 245H248V247L251 250L248 249V247ZM35 246L37 247V249H38V247H40V248L38 250H36ZM78 246H79V244H78ZM182 246H184V248ZM201 246L203 248H201ZM28 247H29V245H28ZM246 248H247V251H245ZM78 249L79 248H77L76 250H78ZM189 249H190V251H189ZM201 249H202V251L200 252ZM248 250H250L252 252V254L255 253L256 256L254 257V254L253 255L248 254V256H245V255H247V253H251V252H248ZM17 251L18 250H16V252ZM51 252L53 253L52 256H51V254H52ZM241 252L242 253L245 252V255H243L244 258L241 255ZM8 253H10V254H8ZM32 253L34 254V252H32ZM43 253H45V251ZM205 253H203V254H205ZM16 254L18 256H16ZM23 254L25 257V252ZM23 254H22V256H23ZM27 254L29 255V253H27ZM27 254H26V257L28 256ZM238 254H239V257L242 258L243 260L242 259L239 260ZM30 255H31V253H30ZM32 255H31V257L34 256V255L33 256ZM251 255L254 257L253 259H259V261L258 260L253 261L252 257H249ZM22 256H20V260H19L18 264L21 263L20 261H22V259L24 260V258H21ZM38 256H39V258H38ZM198 256H197V258H198ZM257 256L260 258H257ZM194 257L196 258V256H194ZM245 257L251 258L252 261L250 259L249 260L252 263H248V258H246V260H245ZM5 259H7V261H4ZM8 259L12 260V261H9ZM47 259H48V257H47ZM24 261H25V264H35V262H36L35 261L33 263L31 261V259H30V261H28V259H27L28 262L26 260H24ZM131 263H132V258H127L124 261V264H131ZM36 264H40V262H38Z\"/></svg>",
  "mask_w": 264,
  "mask_h": 264
},
{
  "label": "bare ground",
  "instance_id": "bare-ground-1",
  "mask_svg": "<svg viewBox=\"0 0 264 264\" xmlns=\"http://www.w3.org/2000/svg\"><path fill=\"white\" fill-rule=\"evenodd\" d=\"M76 1H77V0H76ZM78 1H79V0H78ZM85 1L89 3V1H87V0H85ZM85 1H84V3H85ZM194 1H195V0H193V2H194ZM203 1H204V0H203ZM219 1H220V0H219ZM222 1H223V0H222ZM222 1H220V3H221V5L219 4L220 7H218V6L216 7V6H215V7H216V8H215V7L212 6V7H213V10H214V8H215V10H216L215 12L213 11L214 13L217 12V9L219 10V8H221V6L223 5L222 3H225V2H222ZM229 1H230V0H229ZM50 2H51V1H50ZM113 2H115V1H113ZM196 2H197V1H196ZM198 2H199V3H198ZM198 2H197L198 4H196V3L194 2V4H195L194 6L198 5V7H201V6L204 5V4H203V5L201 4L200 0H198ZM206 2H207V3H205V1H204L203 3H205V5H206V4L208 5L209 2H208L207 0H206ZM212 2H215V1L212 0ZM212 2H210V3H212ZM231 2H233V1H231ZM53 3H55V2L53 1ZM60 3H61V2H60ZM191 3H192V2H191ZM216 3H217V2H216ZM242 3H243V1H242ZM249 3H250V2L248 1V5L251 6ZM61 4H63V3H61ZM82 4H83V2H82ZM112 4H113V3H112ZM212 4H213V3H212ZM67 5H68V4H67ZM79 5H81V4L79 3ZM191 5H193V3H192ZM199 5H201V6H199ZM205 5H204V8H205V10H206V8H207L206 11L208 12V14H212V13H210V12L212 11L211 4L208 5L207 7H205ZM234 5L236 6V5H238V4H237V3H236V4H235V3H232V5H230V6H234ZM58 6H60V5H58ZM223 6H224V5H223ZM223 6H222V7H223ZM70 7H71V6H70ZM190 7H191V6H190ZM192 7H193V6H192ZM209 7H210L211 9H210ZM54 8H55V7H54ZM65 8H66V7H65ZM103 8H104V7H103ZM208 8L210 9V12L208 11V10H209ZM127 9H129V8H127ZM246 9H247V6H246ZM122 10H124V9H122ZM130 10H131V9H130ZM130 10H129V11H130ZM142 10H143V9H142ZM142 10L140 9V12H141ZM190 10H191V9H190ZM192 10L196 12L197 9H196V10L192 9ZM201 10H203V9H201ZM201 10H200V11H201ZM221 10H223V9H221ZM52 11H55V10L52 9ZM63 11H64V10H63ZM66 11H67V10H66ZM66 11H65V12H66ZM90 11H91V10H90ZM94 11H95V10H94ZM100 11H101V10H100ZM109 11H110V10H109ZM124 11H126V10H124ZM138 11H139V10H138ZM206 11L203 10V11H201V12H206ZM70 12H71V11H70ZM102 12H103V10H102ZM121 12H122V11H121ZM131 12H132V11H131ZM136 12H137V10H136ZM145 12H146V11H145ZM242 12H244L243 9H242ZM63 13H64V12H63ZM96 13H97V11H96ZM142 13H143V12H142ZM191 13H192V11H191ZM196 13H198V12H196ZM196 13H195V14L192 13V14L195 15V17L193 16V17L195 18V22H194V24H196L197 22H198V24H199V23H201V19H199V18H200L199 16H200L201 14L199 13V14L196 15ZM244 13H245V12H244ZM260 13H261V12H260ZM260 13H259V14H260ZM53 14H54V13H53ZM53 14H52V15H53ZM83 14H84V13H83ZM85 14H86V13H85ZM87 14H88V13H87ZM87 14H86V15H87ZM205 14H206V13H205ZM205 14L202 13V15H205ZM208 14L206 15V17L208 18L209 16H211L212 19H210V17H209L208 20H207V18H206L205 16H204V17H205V20H207V21L210 20V26H209V27H210L212 30L210 29L209 31L212 33V32L215 31V30L217 31L218 27H220L219 22H220L221 20H222L221 23L223 24V22H224L223 20H224V19H222V17H223L224 15H223L220 11L217 12L218 15H217V14H216V15L213 14V17H214V18L212 17V15H208ZM219 14H220V15H223V16H222V17H217V16H219ZM228 14H230V13L228 12ZM228 14L225 13V17H224V18L227 19V17H230V16H231V15L228 16ZM49 15H50V14H49ZM214 15H215V16H214ZM226 15H227V16H226ZM245 15H246V14H245ZM66 16H67V15H66ZM71 16H72V15H71ZM90 16H91V15H89V17H90ZM92 16H93V14H92ZM101 16H102V14H101ZM131 16H132V15H131ZM196 16H198L199 18H196ZM232 16L235 17L234 14H232ZM232 16L230 17V19L232 18ZM76 17H77V15H76ZM94 17H96V16H94ZM123 17H125V16H123ZM256 17H257V16H256ZM258 17H259V16H258ZM54 18H55V17H54ZM102 18H103V17H102ZM215 18H216V21H215ZM218 18H220V19H219L220 21L218 20ZM39 19H41V18H39ZM78 19L80 20L79 17H78ZM97 19H99V18H97ZM117 19H118V18H117ZM121 19H122V18H121ZM121 19L119 18L118 20H121ZM125 19H127V18L125 17ZM196 19H197V20H196ZM203 19H204V18H202V20H203ZM242 19H243V18H242ZM258 19L261 20V17L258 18ZM74 20H77V18L74 19ZM79 20H78V21H79ZM82 20H83V19H82ZM91 20H92V19H91ZM139 20H140V19H139ZM149 20H151V18H150ZM205 20H203V21H205ZM69 21H71V19H70ZM69 21H68V22H69ZM98 21H99V20H98ZM100 21H101V20H100ZM100 21H99V22H100ZM105 21H106V20H105ZM112 21H113V19H112ZM123 21H124V20H123ZM134 21H135V19H134ZM140 21H141V20H140ZM169 21H170V20H169ZM196 21H197V22H196ZM212 21H213V22H212ZM214 21H215V22H214ZM217 21H218V22H217ZM229 21H230V23L232 24V22H231L232 20H229ZM229 21H228V22H229ZM62 22H63V21H62ZM84 22H85V20H84ZM89 22H90V21H89ZM99 22H97V24H98V26L100 25L99 27H101V24H102V23L100 22V23H101V24H100ZM118 22H119V21H118ZM130 22H131V21H130ZM171 22H172V20H171ZM226 22H227V21H226ZM236 22H237V20H236ZM243 22H245V21H243ZM45 23H46V22H45ZM48 23H49V22H48ZM82 23H83V22H82ZM92 23H93V21H91V24H92ZM110 23H112V22H110ZM119 23H120V22H119ZM138 23H139V22H138ZM141 23H142V22H141ZM141 23H140V24H141ZM208 23H209V22H208ZM208 23H207V24H208ZM211 23H213V24H211ZM217 23H218V27L216 26V28H217V29H216V28H215V25H216ZM43 24H44V23H43ZM56 24L58 25V23H56ZM56 24L51 25V27L53 26V28H54V25H56ZM59 24H60V23H59ZM61 24H62V23H61ZM84 24H85V23H84ZM86 24H87V21H86ZM106 24H108V22H107ZM113 24H114V23H113ZM165 24H166V23H165ZM214 24H215V25H214ZM225 24H226V23L224 22L223 25L225 26V28H227L229 25L227 26V25H225ZM227 24H228V23H227ZM236 24H238V23H236ZM242 24H243V26H244V23H242ZM242 24H241V25H242ZM248 24H249V23H248ZM262 24H263V23H261V25H262ZM28 25H29V24H28ZM57 25H56V26H57ZM62 25H63V24H62ZM62 25H61V26H62ZM69 25H70V24H69ZM87 25L89 26V24H87ZM94 25H96V24L94 23ZM118 25H119V24H118ZM129 25H130V24H129ZM141 25H142V24H141ZM172 25H173V24H172ZM175 25H176V24H175ZM175 25H174V26H175ZM201 25H202V24H201ZM201 25H200V26H201ZM223 25H222V26H223ZM241 25H240V26H241ZM259 25H260V24H259ZM40 26H41V25H40ZM58 26H59V25H58ZM64 26H65V25H64ZM70 26H71V25H70ZM72 26H73V24H72ZM72 26H71V28H72ZM80 26H81V24H80ZM88 26H87V27H88ZM108 26H110V27H108V29H109V28H111L112 24H110V25H108ZM114 26H115V25H113V27H114ZM126 26H127V25H126ZM126 26H125V27H126ZM167 26H168V25H167ZM167 26H166V27H167ZM170 26H171V25H170ZM203 26H205V25H203ZM211 26H212V27H211ZM224 26H223V27H224ZM226 26H227V27H226ZM248 26H250V25H248ZM44 27H45V26H44ZM49 27H50V26H49ZM89 27H90V26H89ZM95 27H97V25H96ZM103 27H104V26H103ZM103 27H102V28H103ZM113 27H112V28H113ZM116 27H117V26H115L114 29H115ZM127 27H128V26H127ZM213 27H214V28H213ZM223 27H222V28H223ZM234 27H235V25H234ZM234 27H233V28H234ZM250 27H251V26H250ZM33 28H34V27H33ZM35 28H36V26H35ZM53 28H51V29H53ZM61 28H62V27H60V28H54V30H53L52 32H54L55 34L53 33V36L50 35V34H52V33H51V29L47 30L48 33L50 32V34L47 33L48 37L51 36L50 38L53 37V39H55L53 42L56 41V43H57V42L61 43V41H57L56 36H54V35L59 36L57 33H60V31H58V29H61ZM169 28H170V27H169ZM169 28H167L168 31L171 30V28H170V29H169ZM201 28H202V30H203L204 32H205V30L208 31V29H205L206 27L204 28V27L201 26ZM207 28H208V27H207ZM231 28H232V26L230 27V30H232V31L230 32V31L228 30V29H229V27H228V29H227L228 32H230V33L233 32V33H234L233 28H232V29H231ZM248 28H249V27H248ZM14 29H15V28H14ZM14 29H13V30H14ZM42 29H45V28H42ZM55 29H56V30H55ZM63 29H65V28H62V30H63ZM74 29H75V28H74ZM121 29H122V28H121ZM204 29H205V30H204ZM214 29H215V30H214ZM219 29H220V28H219ZM234 29H235V28H234ZM236 29H237V28H236ZM241 29H242V28H241ZM241 29L239 28L240 32H238V31H237L238 29H237V30H236L237 33H241ZM21 30H24V29H23V28H22V29L20 28V31H21ZM26 30H28L27 33H29V31H30L31 29H29V28L27 29V28H26ZM26 30H25V31H26ZM39 30L41 31V28H39ZM78 30H79V29H78ZM86 30H87V29H86ZM117 30H118V28H117ZM119 30H120V29H119ZM125 30H126V29H125ZM247 30H248V29H247ZM247 30H246V31H247ZM32 31H34V30L32 29L31 32H32ZM45 31H46V29L43 30V31H41V32H44V35H45ZM47 31H46V32H47ZM56 31H58V32H56ZM83 31H84V30H83ZM83 31L79 30V32H83ZM100 31H101V30H100ZM221 31H222V34H223V33H224V32H223L224 30L221 29ZM236 31H235V32H236ZM249 31H250V30H249ZM249 31H248V32H249ZM62 32H63V31H62ZM65 32H68V31L65 29ZM98 32H99V31H98ZM101 32H102V31H101ZM172 32H174V31H171V33H172ZM204 32H203V33H204ZM218 32H219V31H218ZM17 33H19V31H18ZM76 33H77L76 31H75L74 33H71V34H73L74 38H75V34H76ZM95 33H97V31H96ZM118 33H119V32H118ZM123 33H124V32H123ZM171 33H170V34H171ZM207 33H208V35H210V37H211V35H214V36H215V35L217 34L216 32H213V34H211V33L209 34V32H206V36H207ZM214 33H215V34H214ZM219 33H220V32H219ZM230 33H229V34H230ZM233 33H232V34H233ZM242 33H243V32H242ZM242 33H241V34H242ZM245 33H246V32H245ZM25 34H26V33H25ZM41 34H42V33H41ZM68 34H69V33H68ZM68 34H67V35H68ZM78 34H79V33H77L76 36H81V35H78ZM84 34H85V33H84ZM84 34L82 33V36H83ZM88 34H90V32H88ZM93 34H94V33H93ZM97 34H98V33H97ZM97 34H96V37H97ZM101 34L104 35L103 33H101ZM101 34H99V36H100ZM222 34L220 33V35H222ZM234 34H235V35H234ZM234 34H233V36H236V35H237L236 33H234ZM60 35H64V33H62V34L60 33ZM65 35H66V34H65ZM91 35H92V34H91ZM102 35H101V36H102ZM118 35H119V34H118ZM126 35H127V34H126ZM154 35H155V34H154ZM168 35H169V34H168ZM175 35H176V34H175ZM224 35L228 36L227 34H223L222 36L224 37ZM41 36H42V35H41ZM94 36H95V35H94ZM115 36H117V35H115ZM119 36L121 37V35H119ZM127 36H128V35H127ZM231 36H232V35H231ZM14 37H15V36H14ZM39 37H40V36H39ZM42 37H45V36H42ZM42 37H40V40H42ZM46 37H47V36H46ZM62 37H63V36H62ZM64 37H65V36H64ZM69 37H70V34H69V36H68V39H69ZM85 37H86V35H85L84 37H80V39L85 40V42L82 40V42H84V43L88 42V41H87V39H88V35H87V37H86L87 39H84ZM120 37H119V39H120ZM131 37H134V36H131ZM170 37H171V36H170ZM173 37H175V36H173ZM176 37H177V36H176ZM176 37H175V38H176ZM183 37H184V36H183ZM186 37H187V36H186ZM207 37H209V36H207ZM239 37H240V36H238V38H239ZM22 38H23V37H22ZM22 38H21V39H22ZM50 38H48V39H50ZM58 38H59V40L61 39L60 37H58ZM72 38H73V37H72ZM77 38H78V37H76V38L74 39V41H75ZM135 38H136V37H135ZM135 38H131V39H135ZM160 38H161V37H160ZM212 38H213V37H212ZM227 38H229V37H227ZM15 39H16V38H15ZM15 39H14V41H15ZM30 39H31V38H30ZM38 39H39V38H38ZM64 39H66V38H64ZM70 39H71V38H70ZM70 39H69V40H70ZM78 39H79V38H78ZM80 39L77 40V41H75V43H76V42L79 43V44L77 43L78 45L76 44L77 47H79V45H82V44L80 43V41H81ZM90 39H92V38L90 37ZM96 39H97V38H96ZM119 39L117 38L116 40H119ZM126 39H130L129 36H128V38H126ZM144 39H145V38H143V40H144ZM170 39H171V38H170ZM183 39H184V38H183ZM205 39H206V38H205ZM223 39H225V37H224ZM235 39H236V37H234V41H235ZM242 39H243V37H242ZM36 40H37V39H36ZM50 40H52V39H50ZM141 40H142V37H141L140 41H141ZM145 40H146V39H145ZM178 40H179V39H178ZM219 40H220V38H219ZM42 41H43V40H42ZM42 41H41V42H42ZM47 41H48V40H47ZM71 41H72V40H71ZM74 41H72V42H74ZM92 41H93V39H92ZM97 41H98V40H97ZM120 41H121V40H120ZM140 41H139V43L141 44V46H144V45H142V44H144L145 41H144L143 43H141ZM149 41H150V40H149ZM172 41H174V39H172ZM207 41H208V43L210 42L209 39H207ZM215 41H216V40H214V42H215ZM232 41H233V40H232ZM232 41H231V42H232ZM9 42H10V41H9ZM21 42H22V41H21ZM32 42H33V41H32ZM38 42H39V41H38ZM38 42L35 41V42H34V46H35V45H38V44L41 43V42H40V43H38ZM93 42L95 43V41H93ZM125 42H126V40H125ZM146 42H147V41H146ZM220 42H221V41H220ZM260 42H261V41H260ZM35 43H36V44H35ZM46 43H47V42L45 41V42L43 43V45L45 46ZM62 43H63V42H62ZM65 43H67V41H66ZM69 43H71V42H69ZM89 43H90V42H89ZM116 43H117V45L119 46V43H120V42L117 41V42H115V44H116ZM126 43H127V42H126ZM134 43H136V42H134ZM134 43H133V44H134ZM172 43H173V42H172ZM179 43H180V42H179ZM3 44H4V43H3ZM29 44H30V42H29ZM54 44H55V43H54ZM72 44H73V43H72ZM86 44H87V43H86ZM86 44H83V45H86ZM128 44H129V46H132V44H130V43H128ZM136 44H137V43H136ZM140 44H139L138 46H140ZM145 44H146V43H145ZM173 44H175V46L177 45L176 40H175V43H173ZM224 44H225V43H224ZM231 44H233V43H231ZM231 44H230V45H231ZM234 44H235V43H234ZM257 44H258V43H255V45H257ZM259 44H260V43H259ZM5 45H7V43H6ZM20 45H21V44H20ZM26 45H27V44H26ZM43 45H42V46H43ZM47 45H49V46H53V51H54L55 53H57V54L59 53V54L62 55V52H61V53H60V52H57V51L62 50L61 48H65V50H68V51H64V52H66V54L69 53V52H71V51H69V49H66V48L70 47V45L67 46V47H66V46L63 47V45H65V44H63V45L61 44V46H62V47H61V46H59L60 44H57V46H56V45H52V41L50 42V44H49V42H48ZM117 45H116V46H117ZM120 45H121V43H120ZM178 45H179V44H178ZM178 45H177V46H178ZM181 45H182V44H181ZM216 45L218 46L219 44H216ZM222 45H223V43H222ZM241 45H242V44H241ZM255 45H254V46H255ZM260 45L262 46V44H260ZM260 45H259V47H260ZM18 46H19V45H17V47H18ZM58 46H59V47H58ZM123 46H124V45H123ZM123 46H122V47L120 46L121 49H120V47H119V48L116 47L115 49H117L118 51L120 50V54H122V57L125 55V58H127L126 55H127L128 53H127V54H126V53L123 54V52H125L124 50H125V48H126V47L124 48ZM134 46H135V45H134ZM134 46L131 47V50H133L132 48H133ZM138 46L136 45V48H138ZM161 46H162V44H161ZM213 46H214V44H213ZM223 46H224V45H223ZM223 46H220V47L223 48ZM245 46H246V45H245ZM247 46H250V45L248 44ZM252 46H253V45H252ZM252 46H251V47H252ZM40 47H41V46H38L39 49H41ZM54 47H58V48L61 47V48H60V49H58V48L55 49ZM71 47H72V45H71ZM71 47H70V48H71ZM81 47H82V46H80L79 48H76L75 45H74V48L78 49L79 52H80V49L82 50V49L84 48V46H83L82 48H81ZM85 47H86V46H85ZM146 47H147V46H146ZM179 47H180V46H179ZM182 47H183V46H182ZM184 47H185V46H184ZM220 47H219V48H220ZM262 47H263V46H262ZM19 48H20V47H19ZM29 48H30V47H29ZM35 48H36V47H35ZM38 48H37V49H38ZM42 48H44V47H42ZM45 48H47V47L45 46ZM45 48H44V51H43V49H42V50H39V49H38L41 53H39V51L37 52V50L34 51V54H36V55H37V54H40V55H37L39 58H38L36 55L33 56V57H35V59H34L35 61H37V60H39V59H41V58H42V59L45 58L44 61H45L46 59H47V60H48V59H49V60H50V59H51V60H52V59L54 60V59H56V58L58 57L59 54H58L57 56H54V55H53V56H51V58H49V57L46 58V54H47V52H51V53H52V47H51V49H50V48H47V50L49 49L50 51H49V50H48V51L45 50ZM128 48H129V47H128ZM142 48H143V47H142ZM154 48H155V47H154ZM158 48H159V50H160V46H158ZM158 48H157V49H158ZM177 48H178V47H177ZM180 48H181V47H180ZM192 48H193V47H192ZM224 48H225V47H224ZM240 48H241V47H240ZM243 48H244V47H243ZM243 48H241V49H243ZM247 48H248V47H247ZM247 48H246V49H247ZM249 48H250V47H249ZM253 48H254V50H256V49H260L261 47H260V48L257 47L256 49H255V47H253ZM253 48H252V49H253ZM54 49L57 50V51H55ZM72 49H73V47H72ZM123 49H124V50H123ZM134 49H135V48H134ZM144 49H145V48H144ZM155 49H156V48H155ZM155 49H154V50H155ZM161 49H162V48H161ZM186 49H187V48H186ZM241 49H240L239 51H241ZM1 50H2V49H1ZM21 50H22V49H21ZM25 50H26V48H25ZM78 50H76V52H77ZM85 50H86V53H87V48H85L84 50H82V52H83V51L85 52ZM117 50H116V51H117ZM154 50H153V52H154ZM177 50H178V49H177ZM179 50H180V49H179ZM243 50H244V49H243ZM250 50H251V49H250ZM31 51H33V50L31 49ZM42 51H43V52H42ZM73 51L75 52V49H74ZM111 51H112V50H110V52H111ZM116 51H115V54H117V53L119 54V52L117 51V53H116ZM121 51H123V52H121ZM128 51H129V50H128ZM128 51H127V52H128ZM163 51H164V50H163ZM167 51H168V50H167ZM181 51H183V50H181ZM239 51H238V52H239ZM244 51H245V50H244ZM246 51H248V49H247ZM6 52H7V51H6ZM24 52H25V51H23V54H25V56L28 55V54H26V53H28V50H27V52H25V53H24ZM74 52H71V54H73ZM101 52H102V51H101ZM112 52H113V51H112ZM112 52H111V53H112ZM131 52H132V51H131ZM134 52H135V51H134ZM147 52H148L147 54L149 55L152 51H151V52H150V51H147ZM165 52H166V51H165ZM251 52H252V51H251ZM8 53H9V52H8ZM42 53H44V54H42ZM88 53H89V52H88ZM139 53H140V52H139ZM248 53H249V51H248ZM48 54H49V53H48ZM84 54H85V53H84ZM113 54H114V52H113ZM130 54H131V53H130ZM167 54H168V53H167ZM189 54H190V53H189ZM228 54H231V53H228ZM232 54L235 55L234 52H232ZM239 54H240V52H239ZM239 54H238V55H239ZM241 54H244V53L241 52ZM241 54H240V55H241ZM253 54H255V52H254ZM253 54L250 53L249 55H248V54H247V55H248L249 57H251V55H253ZM6 55H7V54H6ZM6 55H5V56H6ZM8 55H9V54H8ZM18 55H19V54H18ZM42 55H43V56H42ZM44 55H45V57H44ZM61 55H59V56H61ZM64 55H65V54H64ZM99 55H100V54H99ZM148 55H145L144 58H146V56H148ZM168 55H169V54H168ZM225 55H226V54H225ZM240 55H239V56H240ZM5 56H4V59L7 60L8 57H5ZM22 56H24V55L21 54V57H22ZM29 56H30V55L26 56L25 58H27V57H29ZM62 56H63V55H62ZM62 56H61V57H62ZM87 56L89 57V55H87ZM110 56H111L110 58L113 59V60H112L113 63H114V60H115L116 58L118 59V57H116V55L113 56V57H115V58H112V55H110ZM158 56H159V55H157L156 57H158ZM161 56H162V54H161ZM164 56H165V54H164ZM221 56H222V55H221ZM16 57H17V54H16ZM21 57L19 56V59H20L19 61H21V59H25L24 57H22V58H21ZM33 57H32V58H33ZM43 57H44V58H43ZM54 57H55V58H54ZM106 57L109 58L108 55H107ZM130 57H131V58H130ZM152 57H153V56H152ZM152 57H151V58H152ZM169 57H170V55H169ZM192 57H193V56H192ZM203 57H204V56H203ZM227 57H228V56H227ZM234 57H237V56H236V55H235V56L231 55V58H232L233 61L235 60ZM241 57H242V56H241ZM241 57H240L239 59H241ZM253 57L255 58V57H258V56L255 54V56L253 55ZM262 57H263V56H262ZM262 57H261V59H262V61H263L264 58H262ZM9 58H12V57L9 56ZM13 58H14V59L16 60V62H17V59H18V58H17V59H16L15 57H13ZM32 58H31V56H30V58L27 59V61L29 60V62H28V63L26 62L27 65H28V66H31V67H32L33 64H30V62H31V63L34 62V64H35V61H33ZM63 58H64V57H63ZM63 58H62V61H65V59H63ZM67 58H68V54H67ZM69 58H70V57H69ZM103 58H104V57H103ZM119 58H121V56H119ZM125 58H124V59L122 58V59L125 60ZM128 58H130V60H132L131 62H133L134 58H133L132 56L129 55ZM128 58H127V59H128ZM154 58H155V56H154ZM165 58H166V57H165ZM198 58H199V57H198ZM221 58H222V57H221ZM233 58H234V59H233ZM245 58H246V57H245ZM247 58H248V57H247ZM247 58H246V59H247ZM254 58L251 57V59H254ZM30 59H31V60H30ZM117 59L115 60V63H116V64H117V62H118ZM146 59H147V58H146ZM155 59H156V58H155ZM155 59H153L152 63L149 64V67L147 66L148 64L145 63L146 61H145V62H142V61H144V60H140L142 63H141L140 65H138V68L140 69L141 66L143 67V66H145V65H146L148 68H150V65H152L153 63H155V62H154ZM161 59H162V57H161ZM168 59H170V58H168ZM192 59H193V58H192ZM6 60H5V61H6ZM15 60H12V63H11V64H14V65L16 66L18 72H20V73H21V72H22V73H25L24 71L27 70L26 68H27L28 66H27L26 64H25L24 66H23V65L20 66L22 69H23V67H24V69H25L24 71H23V70L21 71V68H19V67L17 66V63H16V62L13 63V61H15ZM51 60H50V61H51ZM53 60H52V61H53ZM56 60H57V59H56ZM119 60H120V59H119ZM128 60H129V59H128ZM128 60H126V62H127ZM130 60H129V61H130ZM135 60H136L137 64H139V61H138L137 59H135ZM172 60H173V57H172ZM197 60H199V59H197ZM227 60H228V59H227ZM232 60H231V59L228 60L229 62L226 61V62H228L229 65H231L230 67L233 66V65L231 64V62H230V61H232ZM41 61H42V60H41ZM44 61H42V63H43ZM50 61H49V62H50ZM52 61H51V62H52ZM66 61H68V60H66ZM66 61H65V65L63 66L64 70H62V72L65 71V72L69 73V75L64 74V76H62V77L67 76V78H69L68 80H69V82H70V81H72V80L74 79L73 76L76 74V72H75V73L72 72L74 75H72L73 78H72V80H71L70 72H69L68 70H65V68H66ZM87 61H88V60H87ZM105 61H106V59H105ZM105 61H104V62H105ZM108 61H109V60H108ZM116 61H117V62H116ZM129 61H128V65H130L129 68H131L134 64L131 65L132 63H130ZM161 61H162V60H161ZM161 61H160V63H158V66H160L159 64H161V69H164V68H163L164 66L162 67L163 63H161ZM199 61H201V59H200ZM233 61H232V62H233ZM244 61H246V60L244 59ZM37 62H38V61H37ZM45 62H46V61H45ZM45 62H44V63H45ZM49 62L47 61V64L50 66L51 62H50V63H49ZM55 62H56V61H55ZM68 62H69V61H68ZM109 62H110V61H109ZM126 62H125V63H126ZM136 62H134V63H136ZM174 62H175V61H174ZM197 62H198V61H197ZM241 62H242V61H241ZM44 63H43V64H44ZM72 63H73V62H72ZM72 63H71V64H72ZM74 63H77V61L74 62ZM106 63H108V62H106ZM110 63H111V62H110ZM115 63H114V65H113L112 63H111V64H112L113 66L116 67L117 65H115ZM129 63H130V64H129ZM164 63H165V62H164ZM169 63H170V60H169ZM29 64H30V65H29ZM39 64H41V63H39ZM47 64H44L46 68H44V66H42L44 69H42V67L40 68L41 70H43V71L45 72L44 74H46V71H48L47 68H49L50 70L54 71L55 69L57 70V68L59 69V67H60V66L57 65L58 67L56 68V66H55L56 63H55V65H53L54 62L51 64L50 67H49V66H46ZM57 64H58V63H57ZM62 64H63V63H62ZM62 64H61V65H62ZM67 64H68V63H67ZM120 64H121V63H120ZM142 64H145V65H142ZM155 64H156V63H155ZM171 64H172L173 66L175 65V63H172V61H171ZM171 64H170V65H171ZM199 64H201V63H199ZM226 64H227V63H226ZM228 64H227V65H228ZM233 64H236V63H233ZM261 64H263V67H264V62H262ZM35 65H36V68L39 69V68L37 67V64H35ZM35 65H34L33 67H35ZM52 65L55 66V67H53L54 69H52ZM78 65H79V63H78ZM108 65H109V67L111 66V69H113V70H112L113 72L115 71L114 74H115V73H118V72H121V71L123 70V77H122V78L125 77L124 73H125V70H126V69L124 70V68H122V66H124V65H122V66L120 65L121 67H119V68L121 69V71H120V69H119L118 67H117V69H115V67H112V65H110V64H108ZM108 65H106V64L104 63V66L106 67V70H105V71H108V68H107ZM126 65H127V63H126ZM164 65H165V64H164ZM166 65H168V64H166ZM166 65H165V66H166ZM201 65H202V64H201ZM204 65H205V64H204ZM25 66H26V67H25ZM92 66H93V67H90L91 69L89 68V70H87V71H86V70H83V71H82V72L86 71L88 76L85 74V72H84V73H81L82 67H81V68L78 67V68H79V71H80V73H81V75L83 74V76H82L83 79H82V83H81V84H80V83L76 84L77 86H78V85H79V86H80V85L82 86L83 83L88 82L87 80H89V82L91 83V81L94 82V81H93L94 79H96V80L99 79V78H100V79H101V78L104 79V77H105V79H106V76H109V75H110L111 77L114 76V74L112 73V71H111V73H112L113 75L110 74V72H108V73L106 74L105 71H104L105 68L102 70V67H104V66H99V65H98V66H99L100 69L102 70L101 74L103 73L104 76L102 75L103 77H99L98 75H101V74H98V73H96V72L94 73V74H97L96 76H95V75H91V73H90L89 71L91 70V71H92V74H93V72H94L93 69L95 68V67H94V66H95L94 64H93ZM98 66H97V67H98ZM134 66L136 67V64H135ZM134 66H133V70H135V67H134ZM139 66H140V67H139ZM175 66H176V65H175ZM199 66H200V65H199ZM234 66H235V65H234ZM238 66H239V65H238ZM11 67H12V66H11ZM68 67H69V66H68ZM124 67H126V66H124ZM202 67H204V66H201V67H199V68H201V70H202ZM235 67H237V66H235ZM254 67H255V66H254ZM254 67H253V68H254ZM12 68H13V67H12ZM69 68H70V67H69ZM71 68H72V67H71ZM71 68H70V69H71ZM92 68H93V69H92ZM127 68H128V67H127ZM129 68H128L127 70H130ZM145 68H146V67H145ZM154 68H155V67H154ZM171 68H172V70H175V71H176V68L173 69L172 66H171ZM171 68H170V69H171ZM244 68H245V67H244ZM3 69H4V68H3ZM19 69H20V71H19ZM60 69H61V67H60ZM66 69H67V68H66ZM139 69H138V70H135V71H137V72H139V73H142L143 69H142V70H141V69L139 70ZM158 69H160V68H158ZM203 69H205V68H203ZM15 70H16V69H15ZM33 70H34V68L31 69V71H33ZM94 70H95V69H94ZM117 70H119V71L116 72ZM165 70H167L166 73H168V74H172V72H173V71L171 70V73H169V72H168L169 69H167V67L165 68ZM243 70H245V69H243ZM263 70H264V69H263ZM10 71H11V70H10ZM10 71H9V72H10ZM29 71H30V70H27L26 72L29 74ZM31 71H30V72H31ZM35 71H36V70H34V73H35ZM71 71H72V69H71ZM77 71H78V70H77ZM109 71H110V69H109ZM130 71H131V70H130ZM130 71H129V72H130ZM148 71H149V70H148ZM235 71H239V68H238L237 70H235ZM249 71H250V70H249ZM36 72H37V71H36ZM59 72H60V71H59ZM129 72L126 71V73H127L126 78H127V76H128V78H127V79L124 78L125 81L128 80V79H130V78H132V77H135L133 72H131L130 75H129ZM144 72H145V71H144ZM146 72H147V70H146ZM203 72H205V70H203ZM244 72H247V70L244 71ZM253 72H256V71L254 70ZM262 72H264V71L261 70V73H262ZM22 73H21V74H22ZM27 73H25V74L28 75ZM34 73H33V74H34ZM38 73H39V72H37V73H35V74H36V75H39ZM49 73H50V78H49V77L46 78V75L43 74V76H44L46 79H45L44 77H43V79H42V81H44V82L46 81V83H48V84L51 83V82H48V81H50V79L52 80V76L55 75V74H54L55 72H54V73L52 72L53 74H51V71H48L47 74L49 75ZM63 73H64V72H63ZM148 73H149V72H147V74H148ZM173 73H174V72H173ZM179 73H180V72H179ZM181 73H183V70L181 71ZM181 73H180V74H181ZM233 73H234V71L232 72V74H233ZM237 73H238V72H237ZM10 74H11V72H10ZM58 74H59V73H58ZM77 74H78V73H77ZM105 74H106V75H105ZM142 74H143V73H142ZM235 74H236V73H235ZM238 74H239V73H238ZM238 74H237V75H238ZM250 74H251V73H250ZM252 74H253V73H252ZM256 74H257V73H256ZM256 74H253V76L256 77L255 79H257L258 81H260V79H258L259 77L257 78V76H259V74H260V71H259V73H258L257 75H256ZM59 75L61 76V72H60ZM115 75H116V74H115ZM131 75H133V76L131 77ZM144 75H145V74H144ZM203 75H204V74H203ZM205 75H206V73H205ZM233 75H234V74H233ZM12 76H13V74H12ZM22 76H23V74H22ZM31 76H32V75H31ZM40 76H41V75H40ZM40 76H39V77H40ZM56 76H58V75H57V74L55 75V78L57 79ZM60 76H58V78H59ZM68 76H69V77H68ZM84 76H87V77H86V80H85V77H84ZM89 76H91V78H89ZM92 76H95L96 78L94 77V79H93ZM116 76H117V75H116ZM129 76H130V78H129ZM136 76H137V75H136ZM138 76H139V75H138ZM147 76L149 77V74H148ZM248 76H249V75H248ZM261 76L263 77V74H262V75L260 74V77H261ZM19 77H20V76L17 77V76H15V74H14L13 79H14V78H16V79L18 78V79H19ZM41 77H42V76H41ZM41 77H40V78H35L34 76H32V78H34V79H36V80H39V79L41 80ZM117 77L119 78L120 76L118 75ZM139 77H140V79H141V76H139ZM148 77H147V78H148ZM168 77H169V76H168ZM235 77H236V76H235ZM244 77H245V76H244ZM249 77H250V76H249ZM7 78H8V77H7ZM21 78H22V77H21ZM23 78H24L25 80L23 79V80H22V83H23V81H26L25 76H23ZM32 78L28 77V79H30V80H31ZM75 78L80 79L81 77L75 75ZM118 78H117V79H114V80L112 81V83L115 82V81L118 82ZM202 78H203V77H202ZM205 78H206V76H205ZM240 78H241V77H240ZM10 79H11V77H9V81H10ZM44 79H45V80H44ZM53 79H54V78H53ZM60 79H61V77H60ZM60 79H57V81H55V82H57V83H60V82H61L60 85L62 84V88H63V84H64V83H65L64 86L67 85V86L65 87V90H64L63 94H65V92H66L68 86L70 87V89H68V90H71V87L74 86L75 83H77L76 81H78L77 79H75L76 81H72V82H74V83H73L74 85H69V83H67L68 80H66V79H62V80H63V83H62V81H61ZM90 79H92V80H90ZM102 79H101V80H102ZM108 79H109V78H108ZM111 79H112V78H111ZM143 79H146V77H143V76H142V79H141V80H143ZM241 79H242V78H241ZM7 80H8V79H7ZM30 80H28L29 83H31ZM59 80H60V81H59ZM65 80H66V81H65ZM83 80H85V82H83ZM101 80H98V82L101 83V82H102ZM119 80H120V79H119ZM136 80H137V79H136ZM204 80H205V79H204ZM239 80H240V79H239ZM242 80H243V79H242ZM247 80H248V79H247ZM261 80L264 81V79H261ZM16 81H17V82H15V80H13V82H15V83H16V86H17V85L19 84L20 80H16ZM28 81H26V82H28ZM58 81H59V82H58ZM130 81H131V80H130ZM184 81H185V80H184ZM243 81H244V80H243ZM243 81H242V82H243ZM263 81H261V82H263ZM32 82H34V80H33ZM35 82H36V81H35ZM35 82H34V84H33V83H32V84H33V85H36ZM40 82H41V81H40ZM40 82H36V83H40ZM52 82L54 83V80H53ZM72 82H71V83H72ZM78 82H79V81H78ZM80 82H81V79H80ZM104 82H105V81H103L102 83L104 84ZM131 82H132V81H131ZM131 82H129V83L131 84ZM245 82H246V81H245ZM15 83H13V84L15 85ZM20 83H21V82H20ZM53 83H52L51 85H47V84H45V83H44V84L41 83V84H43L44 86L47 85V86H46L47 89H46V87H44L43 85L39 84L40 86H43L42 88H44V89H46V90L43 91L44 89H43V90L41 89V90H42V91H41L40 88L38 87V91H41V92H43V93H45V94H46L47 91H48V93H50L51 90H50L49 88H51V86H52V91L54 90V92H58V91H56V89H57L56 87H57V86L55 85V86H56V87H55V86L53 85ZM57 83H56V84H57ZM66 83H67V84H66ZM99 83H98V84H99ZM109 83H110V82H109ZM134 83H135V82H134ZM136 83H137V81H136ZM243 83H244V82H243ZM249 83H250V82H249ZM256 83H257V82H256ZM7 84H8V83H7ZM9 84H10V83H9ZM9 84H8V85H9ZM24 84H25V82H24ZM32 84H31V85L29 84V86H28V84H27L28 88H31V87L33 86ZM116 84H117V83H116ZM123 84H124V82H123ZM224 84H225V82H224ZM245 84H247V83H245ZM250 84H251V83H250ZM262 84H263V83H262ZM3 85H4V84H3ZM3 85H2V86H3ZM11 85H12V84H11ZM19 85H20V84H19ZM58 85H59V84H58ZM85 85H86V86H85ZM91 85H92V84H91ZM108 85H109V84H108ZM110 85H111V84H110ZM117 85H118V84H117ZM117 85L114 84L113 86H117ZM171 85H172V84H171ZM263 85H264V84H263ZM25 86H26V85H24V87H25ZM27 86H26V88H27ZM30 86H31V87H30ZM36 86H37V85H36ZM49 86H50V87H49ZM79 86H78V87H75L76 89H78V91H79ZM84 86H85V87H87V86L90 87L89 84L86 83V84H84V85L82 86V89H84ZM119 86H120V84L118 85V87H119ZM0 87H1V86H0ZM11 87H12V86H11ZM11 87H10V88H11ZM17 87H18V89H17ZM17 87H15V90H14V88H13V89L8 88V90H9V92H10V90H11V92L16 91V92L13 93L14 96H15V94L17 95L18 93H20V94H19V97H18V98H19L18 100L20 101V104H19V101L16 99L17 96H15V99H13V100H16V101L18 102V104H19V109H23L24 107H26V108L23 109V110L25 111V114H22L23 110H22V112H21L22 116L25 117V118H23V119H22V117H21V119L23 120V125H24V126H25L26 124H28L27 122L30 120V119L27 120V121L24 120V119H26V117H27L26 114H28V113L31 112L30 115L33 116V114H34L35 111H32V110H36V111H38V110H39L38 107H40V106H42L41 109H43L45 106H47L46 104H43V102L45 103V102L47 101L46 99L49 100V102H48L49 105H48V106H50V103H51V102H52L51 105H52V104L54 105V104L58 103V104H56V106H59V105L62 106V107L59 106V107H60V110L63 108V106H65V105L67 104V103H65V102H68L69 99H70L69 97H68L69 99H65V98H66L65 95H62L61 99H58L59 96L56 94V97H54V98H56V99H52V100H51L50 98H48V97H50L51 93H50V94H46L47 97H46L44 94L41 95V94L38 93V92L34 93L33 90H35L36 87H35V88L32 87V88H34L32 91H30V89H29V90L24 89L23 86H21V87H22V90H20V89H21L20 86H17ZM48 87H49V88H48ZM54 87H55V89H54ZM59 87H61V86H58V88H59ZM118 87H117V88H118ZM123 87H124V86L122 85V87H120V89H122ZM224 87H225V86H224ZM248 87H250V85H249ZM1 88H3V87H1ZM28 88H27V89H28ZM109 88H110V87H109ZM125 88H126V87H125ZM221 88H222V87H221ZM252 88H253V87H252ZM5 89H6V87H5ZM16 89H17V90H16ZM60 89H61V88H60ZM60 89H59V91H61ZM72 89H73V88H72ZM76 89H74V91H76ZM114 89H115V88H114ZM114 89H112V90H114ZM133 89H134V88H133ZM179 89H180V88H179ZM1 90H2V89H1ZM12 90H14V91H12ZM18 90H19V92H17ZM68 90H67L66 95H68ZM80 90H81V87H80ZM87 90H88V88H87ZM106 90H108V92H110L109 89H106ZM106 90H105V91H106ZM116 90H117V89H116ZM24 91H29V92H31V93L33 92L35 95H36V94H39V95L37 96V97H39V98H38V100H37V98H36V101H40L39 104H41V103H42V104L39 105V106L36 105L37 107H36V106L34 107L33 104L30 105V104H31V101L33 102L34 99L31 100V101L29 102V104H28L31 108H30L29 106L27 107L26 104H24L25 101H23V103H21V102H22V101H21V98H25V99H26V97L28 96L27 94H30V93H24ZM35 91H36V90H35ZM74 91L72 90V92H71V91H70V92L73 94ZM83 91H84V90H83ZM92 91H93V90H92ZM114 91H115V90H114ZM219 91H221V90H219ZM0 92H1V91H0ZM4 92H5V91H4ZM11 92H10V95L12 94ZM22 92L24 93L23 95L26 94L27 96H26V95H25L24 97L20 96V95H22ZM80 92H81V91H80ZM87 92H88V91H87ZM108 92H107V93H108ZM115 92H116V91H115ZM115 92H113V93H115ZM117 92H118V95H119L120 92H121V90H120V91L118 90ZM125 92H126V91H125ZM33 93H32L31 95H33V97H34V94H33ZM76 93H77V91H76ZM76 93H75V95L80 94L79 92H78L77 94H76ZM105 93H106V92H105ZM191 93H192V92H191ZM5 94H6V92H5ZM8 94H9V93H8ZM13 94H12V97H13ZM54 94H55V93H54ZM61 94H62V93H61ZM96 94H97V93H96ZM124 94H125V93H124ZM137 94H138V93H137ZM10 95H7V94H6L5 97L8 98V97H10ZM31 95H29L28 97H30ZM69 95H70V94H69ZM75 95H74V96H75ZM92 95H93V94H92ZM92 95H91V96H92ZM99 95H100V94H98V96H99ZM116 95H117V93H116ZM122 95H123V93H122ZM43 96H44V97H43ZM51 96H52V95H51ZM53 96H54V95H53ZM79 96H81V94H80ZM236 96H237V95H236ZM255 96H256V95H255ZM35 97H36V96H35ZM35 97H34V98H35ZM83 97H84V96H83ZM93 97H95V96H93ZM112 97H113V96H112ZM135 97H137V96H135ZM182 97H183V96H182ZM7 98H6V99H7ZM40 98H42V101H41ZM51 98H52V97H51ZM63 98H64V99H63ZM75 98H76V97H75ZM77 98H78V97H77ZM86 98H87V97H86ZM126 98H127V97H126ZM132 98L134 99V97H132ZM2 99H3V98H2ZM2 99H1V100H2ZM6 99H4V101H5L4 103H5V104L8 106V108L10 109V108H11L10 106H11V105L13 106V104H15V103H14V101H13V104H9V100H8V102H7ZM10 99H11V98H10ZM27 99H28V98H27ZM30 99H32V98L30 97ZM39 99H40V100H39ZM44 99H45V100H44ZM57 99L59 100L58 102L56 101ZM117 99H118V98H117ZM117 99L114 100V101H118L117 103H116V102H113V100H112V103H116L115 105H117V106H114V108H116V110H117V108H119L116 112H118L120 109H122V105H120V106H121V107H120L119 104H121L122 102H124L123 99H122L123 101H121V99H118V100H117ZM1 100H0V103L3 101V100H2V101H1ZM43 100H44V101H43ZM61 100H62V102H60ZM63 100H65L64 103H63ZM87 100H88V98H87ZM119 100L121 101L120 103H119ZM11 101H12V100H11ZM55 101H56V102H55ZM76 101H77V100H76ZM78 101H79V99H78ZM83 101H84V100H83ZM100 101H101V100H100ZM6 102H7L8 104H7ZM69 102H71V101H69ZM72 102L74 103V101H72ZM72 102H71V103H72ZM79 102H81V101H79ZM86 102H87V101H86ZM110 102H111V101H110ZM133 102H134V101H133ZM181 102H182V101H181ZM234 102H235V101H234ZM26 103H27V102H26ZM34 103H35V101H34ZM36 103H38V102H36ZM60 103H62V105H61ZM118 103H119V104H118ZM126 103H127V105L130 104V102H129V103L126 102ZM131 103H132V102H131ZM136 103H137V101H136ZM136 103H134V104H136ZM143 103H144V102H143ZM1 104H3V102H2ZM21 104H22V105L24 104L25 106L21 108V106H20ZM81 104H82V103H81ZM107 104H108V103H107ZM110 104H111V103H110ZM122 104H123V103H122ZM137 104H138V103H137ZM15 105H16V104H15ZM53 105H52V106H53ZM73 105H74V106H72V105L70 106L71 108L68 107L69 105H68L67 107L70 109V111H71V110H72V111L75 110L74 112L79 113V112H80V110H79L80 108H76L79 104H77V106H76V102H75ZM113 105H114V104H113ZM154 105H155V104H154ZM0 106H1V105H0ZM7 106H6V109H7ZM43 106H44V107H43ZM48 106H47V108H50V107H48ZM106 106H107V105H106ZM111 106H112V104H111ZM111 106H107V108H106V107H104V108H106L105 110L108 111V110H109L108 108L111 107ZM118 106H119V107H118ZM134 106H135V105H134ZM142 106H143V104H142ZM148 106H149V105H148ZM148 106H146V107H148ZM151 106H152V105H151ZM1 107H2V106H1ZM33 107H34V108H33ZM72 107H75V108L72 109ZM79 107H80V105H79ZM94 107H95V106H94ZM112 107H113V106H112ZM137 107H138V106H137ZM154 107H155V106H154ZM198 107H199V106H198ZM201 107H203V106H201ZM3 108H5V105H4ZM3 108H2V110H3ZM35 108H38V109H35ZM47 108H46V111H48ZM56 108H57V107H56ZM56 108H55V109H56ZM64 108H66V107H64ZM64 108H63V109H64ZM68 108H67V109H68ZM82 108H84V110H85V112H86V108L83 107V106H82ZM89 108H90V107H89ZM91 108H92V107H91ZM91 108H90V109H91ZM95 108H96V107H95ZM9 109H8V110H9ZM14 109H15V108H14V106H13V109L11 108V110H13L12 112H11V110L8 111V112H6L5 110H3V111L1 110L0 113H1V114L3 113V115L6 113V115H8V116H9V114H7V113H10V112H11V113H14V114L18 113V112L15 113L14 111H16V109H15V110H14ZM26 109H28L29 112H28V110H27V112H26ZM41 109H40V110H41ZM44 109H45V108H44ZM44 109H43V111H44ZM51 109H52V107L50 108V111H51ZM63 109H62V111H63ZM93 109H94V108H93ZM93 109H92V110H93ZM101 109H103V108H101ZM142 109H143V108H142ZM203 109H204V108H203ZM52 110H53V109H52ZM58 110H59V109H58ZM65 110H66V109H65ZM65 110H64V112H61V111H59V112L62 113L63 115H65V114H64L65 112H67L69 115L71 114L70 112H68L67 110L65 111ZM77 110H78V112H77ZM87 110H88V108H87ZM103 110H104V109H103ZM110 110H112V109H110ZM126 110H127V109H126ZM149 110H150V109H149ZM244 110H245V109H244ZM4 111H5V112H4ZM17 111H18V110H17ZM19 111H20V110H19ZM81 111H82V110H81ZM95 111H98V110L95 109ZM95 111H93V112H95ZM106 111H105V112H106ZM112 111H115V110H112ZM112 111H111V112H112ZM153 111H154V110H153ZM48 112H49V111H48ZM59 112H58V114H60ZM87 112H88V113H86V114L91 115V113H89V111H87ZM93 112H92V113H93ZM109 112H110V111H109ZM116 112H113V114L116 113ZM126 112H127V111H126ZM11 113H10V120L13 119V118H11V116L14 115V114L11 115ZM52 113H53V112H52ZM67 113H66V115H67ZM120 113H122V112H120ZM123 113H124V112H123ZM127 113H128V112H127ZM18 114H20V113H18ZM18 114H17V115H18ZM41 114H43V113H41L40 111H38V114L36 113V114H34V116L37 115V117H39V115H41ZM56 114H57V113H56ZM62 114H60L59 116H61ZM79 114L82 115V113H79ZM84 114H85V113L83 112V115H84ZM86 114H85L86 118L84 119L85 116L82 117V121H81L80 124L85 125L84 123H82L83 120H84V122H87V119L90 118V117H89L88 115H86ZM98 114H99V111H98ZM104 114H106V113H104ZM116 114H118V113H116ZM202 114H203V113H202ZM6 115H5V118H6ZM24 115H26V116H24ZM30 115H29V116H30ZM46 115H48V114H46ZM63 115L61 116L62 119L64 118ZM69 115H67V116H69ZM71 115L73 116V114H71ZM74 115H76V116H81V115H77V114H75V113H74ZM96 115H97L96 112H95V114H92V116H95V117H98V118L104 116L103 113H102V114L100 113L98 116H96ZM100 115H101V116H100ZM107 115L110 116V113L108 114V112H107ZM123 115H125V113H124ZM127 115H128V114H127ZM129 115H131V114H129ZM196 115H197V114H196ZM8 116H7V117H8ZM15 116H16V115H15ZM18 116H19V115H18ZM20 116H21V115H20ZM34 116H33V118L35 119L36 117H34ZM42 116H43V115H42ZM49 116H50V115H49ZM87 116H88V117H87ZM111 116H112V115H111ZM239 116H240V114H239ZM244 116H245V115H244ZM2 117H3V116H2ZM2 117H1V118H2ZM12 117H13V116H12ZM16 117H17V116H16ZM16 117H15V118H16ZM45 117H46V116H45ZM51 117H52V116H51ZM119 117H123V116H119ZM125 117H126V115H125ZM3 118H4V117H3ZM3 118H2V119H3ZM41 118H42V117H41ZM56 118H57V117H56ZM61 118H60V119H61ZM65 118H67V117L65 116ZM65 118H64V121H66V123H65V122H62V124H61V123H60V124L63 125V123H64V125H65V124L70 125V124H71L70 121L67 119V120L69 121V122H68ZM71 118H72V117H71ZM71 118H70V119H71ZM75 118H76V117H75ZM75 118H74V119H75ZM78 118H79V117H78ZM93 118H94V117H93ZM105 118H106V117H105ZM109 118H110V117H109ZM17 119H18V118H17ZM27 119H28V118H27ZM34 119H33V122H34V123L31 122L32 120L29 121V122H31L32 124H35L36 121H34ZM39 119H40V118H39ZM42 119H44V118H42ZM60 119L57 118V119H55V120L59 122ZM120 119H121V118H120ZM204 119H205V118H204ZM240 119H241V118H240ZM240 119H239V120H240ZM6 120H8V119H6ZM13 120H14V119H13ZM19 120H20V119H19ZM19 120L17 121V123L19 122ZM45 120H46V119H45ZM48 120H49V119H48ZM52 120H53V119H52ZM79 120H81V118H79ZM79 120L77 119V123H79V122H78ZM93 120H94V119H93ZM101 120H102V119H101ZM153 120H154V119H153ZM202 120H203V118H202ZM0 121H1V120H0ZM15 121H16V119H15ZM15 121H13V122L15 123V125L13 124L14 127L16 126V122H15ZM24 121H26L25 124H24ZM46 121H47V120H46ZM56 121H55V123H56ZM89 121H90V120H89ZM94 121H95V120H94ZM97 121L99 122V121H100V118H99ZM111 121H112V120H111ZM130 121L132 122V120H130ZM130 121H129V122H130ZM241 121H242V120H241ZM246 121H247V120H246ZM252 121H253V120H252ZM3 122H5V121H3ZM3 122H2V124H4ZM13 122H11V123H13ZM48 122H49V121H48ZM60 122H61V120H60ZM71 122H72V121H71ZM73 122H74V121H73ZM73 122H72V123H73ZM101 122H103V121H101ZM20 123H21V121L18 123L19 126H20ZM77 123H76V124H77ZM96 123H97V122H96ZM133 123H134V122H132V124H133ZM203 123H204V122H203ZM8 124H9V123H8ZM36 124H39V123H36ZM50 124H51V123H50ZM50 124H49V125H50ZM56 124H57V123H56ZM56 124H55V125H56ZM58 124H59V123H58ZM58 124L55 126V128H58ZM60 124H59V125H60ZM123 124H124V123H123ZM130 124H131V123H130ZM155 124H156V123H155ZM207 124H208V123H207ZM13 125H11V127H12ZM45 125H47V123H46ZM52 125H53V124H52ZM52 125H51V126H52ZM61 125H60V126H61ZM64 125H63V127H64ZM98 125L101 126L100 123H97L96 129H97ZM105 125L108 126L106 123H105ZM134 125H136V124H134ZM198 125H199V124H198ZM5 126H6V123H5ZM9 126H10V125H9ZM21 126H22V124H21ZM21 126H20V127H21ZM30 126H31V125H30ZM36 126H37V125H36ZM47 126H48V125H47ZM60 126H59V128H60ZM65 126H66V125H65ZM196 126H197V124H196ZM196 126H195V127H196ZM200 126H203V125L200 124ZM208 126H209V125H208ZM6 127H7V126H6ZM11 127H9V128H11ZM28 127H29V125H28ZM61 127H62V126H61ZM66 127H67V126H66ZM109 127H111V126H109ZM134 127H135V126H134ZM134 127H133V128H134ZM195 127H194V128H195ZM197 127L199 128V126H197ZM197 127L195 128V130H194V128H192L191 130L196 132V130L198 129ZM241 127H242V126H241ZM3 128H4V127H3ZM9 128L7 127V129H9ZM30 128H31V127H30ZM47 128H48V127H46V129H47ZM49 128H50V126H49ZM51 128H52V127H51ZM51 128L49 129V131L51 130L49 133L52 135L51 132H53V131H52ZM55 128H54V129H55ZM72 128H73V126H72ZM72 128H71V129H72ZM100 128H101V127H98V129H100ZM104 128H105V127H104ZM104 128H103V129H104ZM107 128H108V127H107ZM143 128H144V127H143ZM235 128H236V127H235ZM235 128H234V129H235ZM7 129H6V130H7ZM20 129H21V128H20ZM68 129H70V128H68ZM73 129H74V128H73ZM76 129L78 130V132H80L79 129H78V127H77V128L75 127V130H76ZM103 129L101 128V131H100V132H102ZM105 129H106V128H105ZM109 129L111 130V128H109ZM200 129H201V128H199V130H200ZM202 129H203V132H204L205 129H204L203 127H202ZM202 129H201V130H202ZM207 129H208V128H207ZM0 130H3L2 127H1ZM4 130H5V129H4ZM6 130H5V131H6ZM17 130H19V129H17ZM22 130H23V129H22ZM25 130H27V129H24V131H25ZM28 130L30 131V129H28ZM35 130H36V129H35ZM66 130H67V128H66ZM116 130H117V133H118V132H119L118 129H116ZM146 130H147V129H146ZM187 130H189V129H187ZM29 131H27V132H29ZM33 131H34V130H33V128H32V130H31V135H32V133H34ZM68 131H69V130H68ZM70 131H71V130H70ZM208 131H209V130H208ZM2 132H3V131H2ZM14 132H15V131H14ZM27 132H26V133H27ZM39 132H40V131H39ZM210 132H211V130H210ZM26 133L24 134L25 136L27 135ZM46 133H47V131H46ZM46 133H45V134H46ZM53 133H54V132H53ZM62 133H63V131H62ZM64 133H67V134H68V132H64ZM115 133H116V132H114V134H111V135H115ZM207 133H209V132H207ZM1 134H2V133H1ZM1 134H0V135H1ZM3 134H4V137L2 136V138H1V136H0V140L2 139L1 141H4V139H5L4 143L9 144V145H11V144L13 143L12 145L15 146L14 144H16L15 142L17 141V139H16V141H14V139L12 138V136H13V135H12L13 132H12V134H11V132H10V136H11V137H10V136H9V137L12 138L11 140H10L9 138H7V137H8V136L6 135L7 132H6V133H3ZM3 134H2V135H3ZM35 134H36L37 136H32V137H33V138L35 137V138H34L35 141L38 140L37 143H39V142L41 143V140H43L42 138H43L44 136L42 137V136H41L42 134L39 135V133H38V134L35 133ZM35 134H34V135H35ZM60 134H61V133H60ZM81 134H82V133H81ZM81 134H80V135H81ZM96 134H97V133H95V135H96ZM98 134H99V133H98ZM98 134H97V135H98ZM100 134H101V133H100ZM138 134H139V133H138ZM144 134H145V132H144ZM169 134H170V133H169ZM180 134H181V133H180ZM15 135H17V134H14V136H15ZM21 135H22V131H21ZM38 135H39V136H38ZM51 135H50V136H51ZM65 135H66V134H65ZM78 135H79V134H78ZM25 136H22V137H21V142H22V140H27V138H26ZM60 136H61V135H60ZM60 136H59V137H60ZM76 136H77V135H76ZM118 136H119V135H118ZM145 136H146V135H145ZM5 137H6V138H5ZM23 137H24L25 139H23ZM36 137H38V138L40 139V141H39V139H36ZM41 137H42V138H41ZM48 137H49V136H48ZM48 137L45 136L46 139L44 138V139L47 140V141L43 140V144H46V143H47L48 146H51L49 143L52 142L53 140H55V139L58 140V137H57V136H56V138L53 139V140H48ZM67 137H68V136L66 135V139H67ZM70 137H71V136H70ZM78 137H79V136H78ZM81 137H82V136H81ZM87 137H88V136H87ZM126 137H127V136H126ZM184 137H187V136H184ZM220 137H221V136H220ZM3 138H4V139H3ZM60 138L62 139V138H64V136H63V137H60ZM106 138H108V137H106ZM28 139H30V140H29V141L27 140V142H28V143L31 142V144H32V143H33V142H32L33 139H32L31 137H29V136H28ZM64 139H65V138H64ZM72 139H73V136H72ZM83 139H84V138H83ZM87 139H88V138H87ZM108 139H109V138H108ZM117 139H118V138H117ZM210 139H211V138H210ZM220 139H221V138H220ZM12 140H13V141H12ZM34 140H33V141H34ZM57 140H56V142H57ZM74 140H75V139H74ZM85 140H86V139H85ZM90 140H91V139H90ZM174 140H175V139H174ZM190 140H191V139H190ZM194 140H195V139H194ZM197 140H198V139H197ZM262 140H263V139H262ZM6 141H7V142H6ZM8 141H9V142H8ZM11 141H12V143H10ZM35 141H34V142H35ZM44 141H45L46 143H44ZM48 141H50V142H48ZM59 141H60V140H59ZM64 141H65V140H64ZM69 141H70V140H69ZM69 141H68V139H67V143H68ZM79 141H81V140H79ZM86 141H87V140H86ZM109 141H110V140H109ZM164 141H166V140H164ZM179 141H180V140H179ZM184 141H185V140H184ZM186 141H187V140H186ZM202 141H203V140H202ZM24 142H25V141H24ZM60 142H61V141H60ZM60 142H59V144H58V149H62V148H61L62 145H60ZM71 142H73V141L71 140ZM71 142H70V144H71ZM82 142H83V141H82ZM87 142H88V141H87ZM142 142H144V141H142ZM153 142H154V141H153ZM22 143H23V142H22ZM22 143H21V145H22ZM25 143H26V142H25ZM25 143H24V144H25ZM52 143H53V142H52ZM57 143H58V142H57ZM63 143H65V142H63ZM73 143H75V142H73ZM89 143H90V142H89ZM154 143H155V142H154ZM182 143H183V140H182ZM2 144H3V142H2ZM33 144H34V143H33ZM61 144H62V143H61ZM68 144H69V143H68ZM70 144H69V145L66 144L67 146L64 145L63 147H64V148H66V147H68V146L70 147ZM77 144H79V142H78ZM77 144H71V151L76 147ZM91 144H92V143H91ZM134 144H135V143H134ZM178 144H181V143H178ZM184 144H185V143H184ZM186 144H188V142H187ZM186 144H185V145H186ZM189 144H190V143H189ZM200 144H201V142H200ZM16 145H17V144H16ZM18 145H19V143H18ZM21 145H19V147H20ZM36 145H37V144H36ZM54 145H56V144L53 143V146H54ZM74 145H75V146H74ZM82 145H83V144H82ZM106 145H107V144H106ZM166 145H167V144H166ZM182 145H183V144L178 145V146H181V148H182ZM22 146H23V145H22ZM26 146H27V143H26ZM26 146H25V148H26ZM37 146H38V145H37ZM39 146H40V145H39ZM43 146H44V149H46V150H44L43 147H42V150H43L42 153H43V155H44V151H45V152L47 151V148H48L47 154L49 153V149H50V153H52V151H53V153H57V152H58V151H57V145L54 146V147H56L55 149H53V148H54L53 146H51V147H48L47 145H43ZM59 146H60V147H59ZM65 146H66V147H65ZM79 146H80V145H79ZM83 146H84L83 148H85V145H83ZM86 146H87V145H86ZM93 146H94V145H92V147H93ZM108 146H109V144H108ZM110 146H111V145H110ZM153 146H154V145H153ZM189 146H190V145H189ZM223 146H224V145H223ZM19 147H18V148H19ZM104 147H105V146H104ZM106 147H107V146H106ZM170 147H171V145H170ZM20 148H21V147H20ZM22 148H23V147H22ZM28 148H29V147H28ZM38 148H39V149H37V148L35 147L36 150H40L39 152H37V154L41 153V148H40V147H38ZM72 148H73V149H72ZM112 148H113V147H112ZM13 149H14V148H13ZM23 149H24V148H23ZM23 149H22V150H23ZM29 149H30V150H29L30 153H31V152H34V151H31V148H29ZM35 149H34V150H35ZM68 149H70V148H68ZM68 149H65V150H67L68 153L71 152V151H69ZM79 149H80V148H79ZM92 149H94V148H92ZM92 149H91V151H92ZM105 149H106V148H105ZM26 150H27V148H26ZM55 150H56V151H55ZM63 150H64V149H63ZM65 150L63 151L64 153L62 152V150H61V151L59 150L60 153L58 152V153H57L58 155L61 154V152H62V154L59 156V158H61V157L63 158L62 155H64L65 153H67ZM85 150H87V149H85ZM99 150H100V149H99ZM103 150H104V149H103ZM103 150H102L101 152H103ZM172 150H174L173 147H172ZM172 150H170V151H171V152H170L171 155H173V154H172ZM186 150H187V149H185L184 151H186ZM223 150H224V149H223ZM1 151H2V152H1ZM106 151H107V150H106ZM118 151H119V150H118ZM180 151L182 152L183 150L180 149ZM21 152H22V151H21ZM27 152H28V151H27ZM82 152H84V153H83V154L81 153V154L84 155V154H85V151H82ZM89 152H90V150H89ZM93 152H94V151H92V153H93ZM186 152H187V151H186ZM186 152H185V153H186ZM1 153H2V156H3L4 158H2V156H0V162H1V159H2V162H3V159H5V157L7 158V155H8V154H5L6 152H4L3 150H0V154H1ZM22 153H23V152H22ZM68 153H67V154H68ZM73 153H75L74 150H73L72 154L69 153L71 156L68 155L67 157H68V158H69V157H72ZM76 153H78V152H76ZM87 153H88V152H87ZM92 153H91V154L88 153V154H89V157L92 156ZM107 153H108V152H107ZM117 153H118V155H120L119 152H117ZM182 153H183V152H182ZM182 153H181V157H182V158H185V157H183L185 153H184V154H182ZM191 153H192V152H191ZM32 154H33V153H32ZM35 154H36V151H35ZM35 154H33V155H35ZM37 154H36V155H37ZM45 154H46V153H45ZM88 154H85V155H88ZM94 154H95V153H94ZM113 154H114V153H113ZM115 154H116V153H115ZM121 154H122V153H121ZM170 154H169V155H170ZM186 154H187V153H186ZM4 155H5V156H4ZM11 155H12V154H11ZM41 155H42V154H40V156H41ZM43 155H42V156H43ZM49 155L51 156L50 158L48 157ZM58 155H53V156H52L51 154H48L47 156H44V157H47V159H49V160H53L52 157H54V156H55V157H58ZM78 155H79V154H78ZM108 155H109V154H108ZM136 155H138V154H136ZM171 155H170V156H171ZM179 155H180V154H179ZM193 155H194V154H193ZM26 156H27V155H26ZM64 156H66V155H64ZM74 156H77V155L75 154ZM96 156H98V155H96ZM174 156H175V153H174ZM177 156H178V155H177ZM219 156H220V155H219ZM30 157H31V156H30ZM38 157H39V155H38ZM86 157H87V156H86ZM94 157H95V155L93 156V159H94ZM115 157H116V155H115ZM181 157H180V158H181ZM9 158H10V157H8L7 159H5L6 162L8 161V164H7L6 168H5V171H6V169L8 170V172L6 171V172H7V175L4 174V173H6V172L3 171V173H2V171H1L2 169H4L6 162H5V163L3 162V164H2V163L0 164V165H1L0 167L2 168V169L0 168V169H1V170H0V174L2 173L1 176H2V177H3V176L5 177V178H4V179H5L4 181H6V178H7V179L9 178V180H12V181L9 182V184L11 185V189L13 190V187H12V184H11V183H13V179H17V178H18V177L16 178L17 175L20 177V175H22V174H21L22 172H18V173H20V175L16 173V171H17L16 169H18V171H20V170H19L20 168H18L19 166L15 168L16 171H14V169L12 168V167L16 166V165L19 163L18 160L15 159V156H14V158H13V156H12L13 159H11V158L9 159ZM28 158H29V157H27V159H28ZM40 158H41V157H40ZM51 158H52V159H51ZM68 158H65V159H68ZM77 158H79V157H77ZM80 158H81V157H80ZM95 158H96V157H95ZM107 158H108V157H107ZM117 158H118V157H117ZM120 158H121V156H120ZM126 158H127V157H126ZM222 158H223V157H222ZM73 159H75V157H73ZM91 159H92V158H91ZM97 159H98V158H96L95 160L97 161ZM102 159H103V158H102ZM118 159H119V158H118ZM122 159H123V161H125V160H124L125 158H122ZM10 160H13V162L16 160L18 163L16 164V161H15V162H14L15 164H14V166H13V165H12L13 162L10 163V162H9ZM24 160H25V159H24ZM24 160H22V161L24 162ZM42 160H44V159H42ZM45 160H46V159H45ZM82 160H83V158H82ZM82 160H81V163H83V164L86 166V164L84 163V160H83V162H82ZM86 160H87V161H85V162H86L88 165H87L85 168L88 169V167H89V163H90V165H91V161L88 160V159H86ZM95 160H94V161H95ZM146 160H148V158H147ZM169 160H170V159H169ZM183 160H184V159H183ZM183 160H181V161H183ZM30 161H31V160H30ZM30 161H29V163H30ZM53 161H54V160H53ZM64 161H65V160H64ZM69 161H70V160H68V162L65 161V162H63L62 164L65 166V165H67V163H69ZM88 161H90V162L88 163ZM94 161H93V162H94ZM96 161H95V163H96ZM105 161H107V160H105ZM232 161H233V160H232ZM26 162H28V160L25 161V163H26ZM45 162H46V161H45ZM49 162H50V161H49ZM49 162H47V163H49ZM58 162H60V161H58ZM183 162H184V161H183ZM20 163H21V162H20ZM20 163H19L18 165H21ZM38 163L40 164V162H38ZM54 163H55V162H54ZM54 163H52V164L50 163V164L53 165ZM60 163H61V162H60ZM64 163H66V164H64ZM71 163L74 164L73 161H71ZM101 163H102V164L104 163L103 160L101 161ZM233 163H234V162H233ZM9 164H10V167H11V165H12L11 169L14 171L15 174L13 173V171H10V170H11V169H9L10 167L7 168V167L9 166ZM31 164L34 165V162H32ZM39 164H38V166H39V168H40L41 165H39ZM45 164H46V163H44V165L42 164V167H41V170H42V171L40 170V172H39V170H38L37 168H36V169L38 170V172H36V171L33 169V170H34V173L43 174V173H44V172H43V166L46 167ZM75 164H76V163H75ZM115 164H116V163H115ZM118 164H121V163H118ZM125 164H126V163H124V165H125ZM132 164H133V163H132ZM158 164H159V163H157L156 165L158 166ZM168 164H169V163H168ZM2 165H3V166H2ZM33 165H32V166H33ZM69 165H70V164H68V166H69ZM71 165H72V164H71ZM97 165H98V164H97ZM106 165H107V164H106ZM22 166H23V165H22ZM24 166H25V165H24ZM26 166H27V168H28V165H27V164H26ZM26 166H25V168H26ZM29 166H30V165H29ZM32 166H31V167H32ZM47 166H49V164H48ZM53 166H54V165H53ZM57 166L59 167V165H57ZM72 166H76V165H72ZM94 166H95V164H94ZM99 166H100V165H99ZM109 166H110V165H109ZM119 166H120V165H119ZM121 166H122V165H121ZM121 166H120V167H121ZM31 167H30V168H31ZM34 167H35V166H34ZM36 167H37V165H36ZM55 167H56V166H55ZM76 167H77V166H76ZM80 167H81V166H80ZM100 167H102V166H100ZM104 167H105V166H104ZM110 167H111V166H110ZM117 167H118V166H117ZM120 167H119V168H120ZM123 167H124V169H126V170H125V171H126V176H124V177L127 178V177L129 176L131 170H133V169H132L133 166H131V165L126 166V165H125V166H122L121 168L123 169ZM128 167H129V169L131 168V170H130L129 172H128V170H129ZM232 167H233V166H232ZM23 168H24V167H23ZM27 168H26V169H27ZM30 168L27 169L28 171H26V170L24 169V171H25L26 173L28 172V173L26 174L27 176H28V175L30 176V173H29V172L31 171V170L29 171ZM32 168H33V167H32ZM48 168L51 169L52 167L49 166ZM48 168H44V169H48ZM59 168L62 169L61 167H59ZM59 168H58V170H59ZM95 168H96V166H95ZM114 168L116 169V167H114ZM156 168H157V167H156ZM165 168H166V167H165ZM167 168H169V167L167 166ZM21 169H22V168H21ZM53 169H55V168H53ZM70 169H71V168H70ZM74 169H75V168H74ZM90 169H91V167H90ZM108 169H109V168H108ZM122 169H121V172H122ZM127 169H128V170H127ZM214 169H215V168H214ZM22 170H23V169H22ZM72 170H73V168H72ZM79 170H80V169H79ZM92 170H93V168L91 169V171H92ZM162 170H163V169H162ZM172 170H173V169H172ZM209 170H210V169H209ZM259 170H260V169H259ZM9 171L11 172L12 175H15V176H10V177H13V178H11V179H10V177L8 176V175L10 174ZM44 171H45V170H44ZM52 171H53V170H52ZM52 171H51V172H52ZM61 171H63V170H61ZM64 171H65V170H64ZM64 171H63V172H64ZM94 171H96V170H94ZM42 172H43V173H42ZM48 172H49V174L51 173L50 170H49ZM48 172L45 171L44 174L47 175ZM54 172H55V171H54ZM69 172H71V171L69 170ZM74 172L76 173V170H75ZM92 172H93V171H92ZM119 172H120V171H119ZM119 172H118V173H119ZM213 172H214V170H213ZM8 173H9V174H8ZM34 173H33V174H34ZM52 173H53V172H52ZM52 173H51V175H53V177L51 176L52 178H51V177L49 178V175H48V177L45 175V176L47 177V178H46V180H47L46 182L48 183V186H49V185H50V186H51V185L53 186V183H54V181H53L54 179H53V178L56 176V174H52ZM56 173H57V172H56ZM64 173H65V172H64ZM78 173H79V172H78ZM78 173H77V174H78ZM86 173H87V172H86ZM86 173H85V174H86ZM105 173H106V172H105ZM128 173H129V174H128ZM132 173H133V172H132ZM168 173H169V172H168ZM3 174H4V175H3ZM11 174H10V175H11ZM57 174H58V173H57ZM122 174H123V173H122ZM122 174L120 173V176H121ZM166 174H167V173H166ZM169 174H170V173H169ZM213 174H214V173H213ZM58 175H59V174H58ZM58 175H57V176H58ZM83 175H84V174L82 173V177H83ZM86 175H87V174H86ZM91 175H93V174H91ZM132 175H133V174H132ZM134 175H135V174H134ZM31 176H32V174H31ZM34 176H35V177H34ZM34 176H33V177H34L35 179H39V178L36 177V175H34ZM40 176H41V175H40ZM40 176H38V177H40ZM42 176H43V175H42ZM45 176H44L43 180H44V185H45V187H46V186H47V185H46L47 183L45 182ZM62 176H63V175H62ZM95 176H96V175H95ZM102 176H103V175L101 174V178H102ZM104 176L106 177V175H104ZM120 176L118 175V177H120ZM161 176H162V175H161ZM164 176H165V175H164ZM207 176H208V175H207ZM14 177H15V178H14ZM22 177H23V178H22ZM24 177H26L25 174H24V176L22 175V176L19 178V181H20L21 178L24 179L23 181H25V180L27 179V177H26V179H25ZM60 177H61V176H60ZM60 177H58V178H59V180L61 181L62 179H61ZM75 177H76V176H75ZM77 177H81V176L79 175V176H77ZM122 177H123V176H122ZM124 177H123L124 182L127 183V181H126L127 179L125 180ZM28 178H30V177H28ZM34 178H32V180H33ZM55 178H56V177H55ZM58 178H56V181H57ZM115 178H116V177H115ZM115 178H113V180H114ZM120 178H121V177H120ZM142 178H143V177H142ZM146 178H147V177H146ZM0 179H2V178H0ZM22 179H21V180H22ZM35 179H34V180H35ZM48 179H51V181H48ZM66 179H67V178H66ZM66 179H64V181H66ZM89 179H90V177L88 178V180H89ZM117 179H118V178H117ZM123 179L121 178V180H123ZM140 179H141V178H140ZM27 180H28V179H27ZM29 180H30V179H29ZM29 180H28V183H27L28 185H32V184H33V185H40V186H42V185L40 184L41 182H43L41 179L37 180V182H39V183H36V181H34V182H35V183H34V182L31 180V181L33 182L32 184H31V183L29 184V182H30ZM80 180H81V179H80ZM85 180H86V179H85ZM101 180H102V179H101ZM146 180H147V179H146ZM4 181H3V182H4ZM14 181H15V180H14ZM19 181H17V183L15 184V185H17V184H18V185H19V184L21 185V184H22L21 186L19 185L18 190L20 191V189H21V191L18 192V190H17L18 194H19V193L21 194L22 190H23V192L27 191L28 187H29V188H32V187H30V186H27V189H26V190L23 189L24 187H26V185H23L24 183H26V181H25V182L22 181V183H21V181H20V182H19ZM40 181H41V182H40ZM64 181H63V183H64ZM78 181H79V180H78ZM78 181H77V182H78ZM91 181H92L91 184L96 183V182H93L94 179L91 180ZM102 181H103V180H102ZM102 181H101V182H102ZM110 181H111V180H110ZM115 181H118V180L115 179L114 182H115ZM128 181H129V179H128ZM0 182H1V181H0ZM3 182H2V183H3ZM7 182H8V181H7ZM50 182H52V183H50ZM80 182H82V181H80ZM118 182H119V181H118ZM118 182H117V184H118ZM120 182L122 183L123 181H120ZM120 182H119V184H120ZM49 183H50V184H49ZM83 183L86 184V185L83 184V187H85V186L87 187V188H86V191H87V190H91V193H90V195H91L93 189H92V188L90 189V186H92V185H91L89 182H88V183H89L88 185H87V182H83ZM103 183H104V182H103ZM103 183H102V188H103V186H105V184L103 185ZM203 183H204V182H203ZM215 183H216V182H215ZM55 184H58V183L56 182ZM114 184H116V182H115ZM128 184H130V183H127V186H128ZM137 184H138V183H137ZM205 184H206V183H205ZM3 185H4V184H3ZM3 185H2V184L0 185V190H1V186H3ZM5 185H6V184H5ZM10 185H9V186H10ZM18 185H17V186H18ZM60 185H61V184H60ZM64 185H65V184H64ZM69 185H70V184H69ZM71 185H72V184H71ZM76 185H77V184H76ZM76 185H75V186H76ZM79 185H80V184H79ZM79 185H78V186H79ZM96 185H98V183H96ZM218 185H219V184H218ZM7 186H8V185H7ZM48 186H47V187H48ZM111 186H112V185H111ZM111 186H110V189H111ZM113 186H117V185H113ZM125 186H126V185H125ZM127 186H126V187H127ZM131 186H133V185H131ZM173 186H174V185H173ZM204 186H205V185H204ZM3 187H5V186H3ZM21 187H22V188H21ZM34 187H35V189L37 188V190L34 189V191H35L37 194H39V192H40V194H39V196H40V195H41V190L38 191L39 186H38V187L34 186ZM43 187H44V186H43ZM60 187H61V186H59V188H60ZM71 187H72V186H71ZM76 187H77V186H76ZM79 187H80V186H79ZM81 187H82V185H81ZM81 187H80V188H81ZM88 187H89V188H88ZM105 187H106V186H105ZM133 187L135 188V186H133ZM151 187H152V186H151ZM151 187H150V188H151ZM5 188H6V187H5ZM41 188H42V187H40L39 189H41ZM59 188L57 187L58 190H57V192H56L55 194H61V191H63V189H64V190L66 189V191H65V192H66V195H65V196H68V197H65V198H67V199L62 198L61 195H59V197H58V195H56L57 197H55V195H53V197H55L56 199H54L53 197L51 198V196H49V195H50V192H52V190H51V191H48V192H46V191H47L48 189H53V191H54V190L56 189V185H55L54 188H50V187H48V189L46 188V189H47V190L45 191L46 193H45L44 191H43L42 193H43V194L45 193V195L48 194V195H46V196H49L48 198L54 199V201H56V202L59 201L58 198L60 199V201L64 199V201L62 202V203H64V204H67L68 201L66 202V200H69V202H71V203H72L73 200H75V201H73V203H74V202L77 203L76 200H81V198H82V197H80V199H79V196L83 194V193H82V190H83L84 188H83V189H80V188H79V191H81V192H79V196L77 195L78 192H75V191H74V192L76 193L75 195L78 196V197H76L77 199H75V198L73 197V200H72V198H71V194H72V189H73V188H72V189L70 188L71 190H69V191H71V194H69V195L67 194V193H68V189H69L67 186H66V187H63V188L60 190V192L58 193ZM97 188H98V187H97ZM108 188H109V186H108ZM134 188H133V189H134ZM178 188H179V187H178ZM3 189H4V188H3ZM3 189H2L3 192H4V190H10L8 187H7V189H4V190H3ZM122 189H123V188H122ZM122 189H121V190H122ZM24 190H25V191H24ZM32 190H33V189H32ZM32 190L28 189V192L30 193V191L32 192ZM42 190H44V189H42ZM75 190L78 191V188H75ZM103 190H105V189H103ZM128 190H129V189H128ZM238 190H239V189H238ZM240 190H241V189H240ZM2 191H1V193H2ZM14 191H15V190H14ZM34 191H33L32 193H34ZM86 191H85V193H86ZM106 191H107L108 196H109V195L111 196V197H107V199H106L107 201H108V200H113V199H115L116 197L120 196V194H118V196L116 195V191H112V190H109V189H106ZM122 191H123L125 194H126L127 192H129V191H127L126 189H125V191H124V190H122ZM126 191H127V192H126ZM135 191H136V190H135ZM152 191H153V190H152ZM174 191H175V190H174ZM9 192H12V191L10 190V191H8V192H7V191L4 192V193H3V194H4L3 197L0 195V196L3 198V199H2V198H1V199L4 200V199H6V197H7V198H8L7 200H9V198L12 197V196H14L15 193H16V192H15V193L11 196V193L9 194ZM54 192H55V191H54ZM54 192H53V194H54ZM114 192H115V193H114ZM130 192L132 193V190H131ZM6 193L9 194L10 197H8V195H7ZM29 193H28V194H29ZM36 193H35V194H36ZM80 193H82V194H80ZM87 193H89V192H87ZM5 194H6L7 196H6ZM43 194L41 195V196H43V198H44V199H43V198L41 197L42 200H44V202H45V201L50 202L51 199H47V198H45V197H44L45 195H43ZM122 194H123V193H122ZM125 194H124V195H125ZM24 195H25V194H24ZM26 195H27V194H26ZM51 195H52V193H51ZM83 195H84V194H83ZM102 195H103V194H102ZM126 195H127V194H126ZM128 195H130V194H128ZM19 196H23V195L21 194V195H19ZM29 196H30V195H29ZM144 196H145V195H144ZM201 196H202V195H201ZM4 197H5V198H4ZM15 197H16V195L14 196V198H15ZM33 197H34V194H33ZM69 197H70L71 200L68 199ZM121 197H122V196H121ZM141 197H142V196H141ZM146 197H147V196H146ZM21 198H22V197H21ZM28 198H29V197H28ZM35 198H36V201H37L38 199H39V200L41 199V198H39V197H37V196H35ZM37 198H38V199H37ZM96 198H97V197H96ZM123 198H124V197H123ZM131 198H132V197H131ZM143 198H145V197H143ZM203 198H204V197H203ZM242 198H243V197H242ZM11 199H12V198H11ZM15 199H16V198H15ZM19 199H20V198H18L17 200H19ZM25 199H26V198H25ZM25 199H23V200H25ZM30 199H31V198H30ZM30 199H28V200H30ZM45 199H46V200H45ZM119 199H120V198H119ZM176 199H177V198H176ZM220 199H221V198H220ZM28 200H26V201H28ZM42 200H41V201H42ZM48 200H49V201H48ZM84 200H85V198H84ZM124 200H125V198H124ZM124 200H123V201H124ZM217 200H218V199H217ZM32 201H33V200H32ZM41 201H40V202H41ZM86 201H87V200H86ZM177 201H178V200H177ZM18 202H19V201H18ZM42 202H43V201H42ZM52 202H53V200H51V203H52ZM56 202H53V203L56 204ZM69 202H68V204H69ZM97 202H98V201H97ZM126 202H127V201H126ZM19 203H20V202H19ZM19 203H18V204H19ZM21 203H22V202H21ZM32 203H33V202H32ZM36 203H37V202H36ZM75 203H74V204H75ZM79 203H80L79 205L82 204L81 201H79ZM93 203H94V202H93ZM12 204H13V203H12ZM18 204L15 203V204H13V205H15V207H18ZM22 204H24V203H22ZM38 204H39V202H38ZM58 204H61V203H58ZM58 204H57V206H58V208H59V205H58ZM68 204L65 205V206H68ZM85 204H86V202H85ZM121 204H122V203H121ZM16 205H17V206H16ZM25 205H27V204H25ZM30 205H31V204H30ZM30 205H29V206H30ZM46 205H47V204H46ZM52 205H53V204H52ZM52 205H51V206H52ZM71 205H72V204H71ZM71 205H69L70 211L67 210L68 207L66 208L67 213L70 212V213H68V215H67L68 217L70 216L69 214H72V216H73V214H74V212H75V211H74V212L71 213V211H72L71 209H73V206H71ZM96 205H97V204H96ZM119 205H120V203H119ZM129 205H132V204H129ZM134 205H135V204H134ZM170 205H171V204H170ZM188 205H189V204H188ZM29 206H28L27 208H26V206H25V208H23L24 211H25V210L28 211ZM31 206H32V205H31ZM31 206H30V207H31ZM48 206H49V205H48ZM53 206H56V205H53ZM57 206H56V207H57ZM65 206H64V207H65ZM70 206H71V207H70ZM74 206L77 207V205H74ZM90 206H91V205H90ZM116 206H117V207H120V206L122 207V205H120V206L116 205ZM46 207H47V206H46ZM56 207H55V208H56ZM76 207L74 208V210L76 209ZM80 207H81V206L78 207V210H77V211H79ZM84 207H85V208H84ZM84 207H83V210L85 211V210H86V206H84ZM108 207H112V206H108ZM117 207H116V208H117ZM213 207H214V206H213ZM3 208L5 209V206H3ZM19 208H21V207H19ZM53 208H54V207H53ZM81 208H82V207H81ZM94 208H95V209H94ZM94 208H93V210H92L93 212H91L90 214L87 212V214L84 216V218H82V220L84 219L83 221L85 222V219L87 220L89 215L92 216V217H94L93 220H95V219L98 218V217H104V218H105V222L108 223L107 226H105V227L102 226L101 228H99V226H97V224H96V225L91 224V225H92V229H91V230H87V229H88V228H87V227H88L87 224H89L90 222H89V223L86 222V226H87V227H85V225H84L85 223H82V225H83V226H82V225H79V224H81L80 221L78 220V221H79V222H78V221L76 220L75 222H78V223H79V224L76 223V224H78L77 227H76L75 223H74L73 221H71L72 219H70L71 224L73 223V225H74V226L71 225L72 227H70V224H69L70 222H69V220H68V221L66 220V219H68L67 216H65V214H63V213H65V212L62 211L63 209L61 210V211H62L61 216H64L65 221L68 222L69 227L71 228V230H70V228L68 229V230H70L71 238L74 237V235H75L74 232H75L76 230H80V231H78L79 234H80V237H79V235H78V237L80 238V240H78V238H76L77 241H76V240H75V241H76L77 243H78V241H80L78 244H79V246H80L81 248L78 246V244H77L76 246H77V248H79L78 250H79V251L81 250V251L79 252L78 250H76L77 248H75L74 246H73V248H72V246H71L70 243H69V245L71 246V248H72L73 250H75V252H71V253H69V254L67 255V257H63V255H61V256H58L59 254L56 255L57 251H55V249H54V250H53L54 252H53V251H52V252L55 253V256L53 257V256H52L53 253L51 252V253H52V254H51V256H52L51 258H53V259H50V260H49V258H50V256H49L50 253H49V252H50L51 248L53 249L52 245H50V244H49L50 246L45 245V248H43L44 245L42 244V245H43V246H42V250L40 249L39 251H37L38 254H41V252H42V254H41L42 257L40 256V257H41L40 259L32 260V259H34V257H37V256L35 255L36 251L33 249V248H34V245H31V244H33L32 242L35 243L36 240H39V241L41 240L40 243H43V242H44V241H43L44 238H42V237L39 238V234H37L38 232H36L38 238H37V237H36V238L34 237L35 241H34V239H32V240H33L32 242H30V238H31V237L33 236V234H35V233H31V234L29 233L30 238H29L28 235H25V234H24V233H27L25 230L28 231V229H25V226H24V225H25L26 223H28L29 221L31 222L32 219H30L28 222H27V221H24L23 219H21V220H23L22 223H21V221L19 220L20 223L14 224V223L16 222V221H14V219H15L16 217H17V218H20V217H18V216H21V215H18V214H17L18 216H15V214H14L15 218L12 219V218L10 217V218L14 221V222L12 223V224H14V225H12L11 222L8 221L9 218L6 217V219H7V221H8V224H11V228H12V229H13V227H15V225H18V224L21 225V224H22V225H21V228L19 227V228H20L19 230H21V232H22V231H25V232H22V233H21V232H19V230H16V231L19 232L18 234L23 235L24 238H25V236H26L25 239L28 240V241L26 242V240H25L24 238H22V239H23L22 241H24L25 243H28V244L23 243L24 245L27 246V248H30L31 246L33 247V248H31L30 250H33L32 252H34V254H33L32 252H28V251H27V253H29V255H28V254L26 253L25 249L23 248V244H22V248H17V247H19V244L21 243V242L19 241L18 245L16 246V248H17L16 250H18V251L16 252V250H15V253L19 254L21 251L24 250V252H25V257H24V254H23L24 252H23V253H20L21 255H19V257H17V258H18V261L16 260V264L19 263L20 256H22V254H23V256H22L21 258H24V260H26V261H27V259H28V261H30V259H31V261H32L33 263L36 261L35 264L38 263V262H40V264H124V261H125V259H127V258H132V263H131V264H218V262H217L218 259H217V256L215 255L216 253H215L213 250H212V251H213L215 254H214L213 252H212V253H211V252H206V253H205V251H204V249L206 248L205 245H204V249H203V251H202V249L200 250V252L202 251V252L205 253V254H203L202 252H201V254H197L198 249L196 250L197 252H195L197 255H196V254H195V255H194V254H191V252H185V253H183V251L180 252V251H179V249H180L179 246H180V245H179V246H176V245L174 244V242H176V241H178V242L180 241V242H181V238H180V237L172 236V237L168 238V239L171 241V243H167V242H169V241H168L167 238H166V240H167L166 242L163 241V244L157 246V250H159L158 253H155V252L153 253V252L151 251L152 248H153V245H154V244H153L154 241H152L151 236L148 235V233H146V234H147L146 236H145V234H144V236H140V235H139V237H138V234L136 233V234H137V237L131 235V236H132L131 238H130L129 236H128V238H127V237L125 236L126 234L124 233L123 237H125L126 239H125V241L123 242V240L119 239V235H120L121 232L118 233L119 230L116 231V230H117L116 225H117V223L119 222V221H118V220H119V219H118L119 216L114 212V209H115V208H113V210H111L112 208H109V209H105L104 211H101L102 209H101V207H100V204L97 205V206L94 207ZM134 208H135V206H134ZM17 209H18V208H17ZM34 209H35V208H34ZM36 209H37V208H36ZM43 209H44V208H43ZM49 209H50V208H49ZM59 209H61V207H60ZM59 209H58V211H60ZM126 209H127V208H126ZM158 209H159V208H158ZM214 209H215V208H214ZM7 210H8V207H7ZM13 210H14V209H13ZM13 210L11 211L10 214H13ZM18 210H20V209H18ZM21 210H22V209H21ZM21 210H20V211H21ZM44 210H45V209H44ZM54 210H55V209H54ZM56 210H57V208H56ZM81 210H82V209H81ZM83 210H82V211H83ZM133 210H134V209H133ZM136 210H137V209H136ZM159 210H160V209H159ZM207 210H208V209H207ZM210 210H212V209L210 208ZM0 211H2V209H1ZM4 211H5V210H4ZM4 211H2V212H4ZM9 211H10V210H8V212H9ZM29 211H31V210L29 209ZM2 212L0 213V216L2 215ZM8 212H6V214H7ZM15 212H17V211H15ZM25 212H26V211H25ZM39 212H40V211H39ZM43 212H44V211H43ZM46 212H47V209H46ZM51 212H52V210H51ZM80 212H81V211H80ZM256 212H257V211H256ZM4 213H5V212H4ZM22 213H23V212H22ZM28 213H29V212H28ZM41 213H42V212H41ZM59 213H61V212H59ZM77 213H78V212H77ZM77 213H76V215L74 214L73 217L77 218V217H76V216H77ZM85 213H86V212H84V214H85ZM119 213H120V212H119ZM199 213H200V212H199ZM20 214H21V213H20ZM30 214H32V213H30ZM54 214H55V213H54ZM79 214H80V213H79ZM84 214H82V216H83ZM88 214H89V215H88ZM124 214H125V213H124ZM124 214H122V216H123ZM132 214L135 215L133 212H132ZM209 214H210V213H209ZM247 214H248V213H247ZM7 215H8V214H7ZM7 215H6V216H7ZM22 215H24V214H22ZM52 215H53V214H52ZM2 216H3V215H2ZM14 216H13V217H14ZM40 216H41V215H40ZM90 216H89V217H90ZM129 216H130V215H129ZM137 216H138V215H136V217H137ZM3 217H4V216H3ZM42 217H43V215H42ZM50 217H51V216H50ZM50 217H49V218H50ZM73 217L70 216L69 218H73ZM78 217L81 218L80 216H78ZM126 217H127V216H126ZM247 217H248V216H247ZM0 218H1V217H0ZM17 218H16V219H17ZM39 218H40V217H39ZM46 218H47V217H46ZM58 218H60V216H58ZM121 218H123V217H121ZM133 218H134V217H133ZM206 218H207V217H206ZM1 219H3V218H1ZM6 219L1 220L0 222H4ZM11 219H10V220H11ZM24 219L26 220V219H29V218H28V217H27V218L24 217ZM107 219H108V221H107ZM127 219H128V218H127ZM130 219L133 221L132 217H131ZM17 220H18V219H17ZM46 220H47V219H46ZM114 220H116V221H114ZM121 220H124V218L121 219ZM125 220H126V219H125ZM217 220H218V219H217ZM248 220H249V219H248ZM7 221H6V223H7ZM48 221H49V219H48ZM117 221H118V222H117ZM142 221H144V220L142 219ZM145 221H146V220H145ZM145 221L142 222V223L145 224V225H148V223H146L147 221H146V222H145ZM44 222H45V221H44ZM49 222H50V221H49ZM58 222H59V220H58ZM81 222H82V221H81ZM94 222H95V221H94ZM98 222H99V221H98ZM110 222H111V223H110ZM115 222H117V223L115 224ZM6 223H5V224H6ZM46 223H47V222H46ZM60 223H62V222H60ZM92 223H93V221H92ZM99 223H100V222H99ZM120 223H121V224H120V226H121L123 222H120ZM126 223L130 224V223L127 222V221L124 222V224H126ZM1 224L4 225L3 223H1ZM36 224H37V222H36ZM53 224H54V223H53ZM55 224H56V223H55ZM66 224H67V223H66ZM114 224H115V225H114ZM128 224H126V227H125V228H129V227H130V225H128ZM167 224H168V223H167ZM2 225L0 226V229L3 230V228H5V229H7V231H8V230H11L10 228H9V229L6 228L7 225H5L4 227H3ZM28 225H29V224H28ZM43 225H45V223H44ZM127 225H128L129 227H127ZM26 226H27V225H26ZM30 226L32 227L33 224L30 225ZM34 226H35V225H34ZM61 226H62V225H61ZM114 226H115V227H114ZM120 226H119V227H120ZM168 226H169V225H168ZM189 226H190V225H189ZM189 226H188V227H189ZM1 227H2V228H1ZM7 227H9V226H7ZM37 227L39 228L40 226L37 225ZM80 227H81V228H80ZM175 227H176V226H175ZM175 227H174V228H175ZM16 228H17V226H16ZM27 228H29V226H28ZM38 228H37V229H38ZM40 228H43V227L41 226ZM67 228H68V227H67ZM79 228H80V229H79ZM83 228H84V229H83ZM130 228H131V227H130ZM130 228H129V229H130ZM140 228H142V226H140ZM247 228H248V227H247ZM24 229H25V230H24ZM120 229H121V227H120ZM137 229H139V228H137ZM168 229H169V228H168ZM190 229H191V228H190ZM192 229H193V228H192ZM192 229H191V231H192ZM14 230H15V229H14ZM31 230H33V228H31ZM31 230H30L29 232H32ZM41 230H42V229H41ZM124 230H125V229H124ZM175 230H176V228H175ZM248 230H249V229H248ZM5 231H6V230H4V232H5ZM33 231H34V230H33ZM46 231H47V230H46ZM81 231H82V233H81ZM122 231H123V230H122ZM128 231H129V230H128ZM128 231L125 230V232H128ZM132 231H133V230H132ZM134 231H135V230H134ZM147 231H148V230H147ZM147 231H146V232H147ZM185 231H186V230H185ZM1 232H2V231H1ZM8 232H9V231H8ZM17 232H16V233H17ZM78 232H76V233H78ZM123 232H124V231H123ZM2 233H3V232H2ZM43 233H45L44 230H43ZM184 233H185V232H184ZM190 233H191V232H190ZM201 233H202V232H201ZM9 234H10V236H8ZM13 234H14V232H13L12 234L9 232V233H7L6 235H5V233H3L4 237L8 238L9 240H10V239H11V240L13 239V238L11 237V236L14 237ZM18 234H15V237L17 236V237L20 238L21 235L18 236ZM36 234H35V236H36ZM41 234H42V233H41ZM41 234H40V235H41ZM67 234H68V232H67ZM3 235H2V236H3ZM121 235H122V234H121ZM128 235H129V234H128ZM133 235H135V234H133ZM165 235H166V234H165ZM196 235H197V234H196ZM247 235H248V234H247ZM7 236H8V237H7ZM149 236H150V238H149ZM188 236H189V234H188ZM193 236H195V235H193ZM9 237H10V238H9ZM76 237H77V236H76ZM166 237H167V236H166ZM182 237H185V235H184V236L182 235ZM191 237H192V236H191ZM197 237H198V236H197ZM215 237H216V236H215ZM242 237H243V236H242ZM2 238H3V237H2ZM6 238H5V239L3 238V239L6 240ZM32 238H33V237H32ZM54 238H55V237H54ZM192 238H193V237H192ZM8 239H7V240H8ZM248 239H249V238H248ZM7 240H6V242H7ZM11 240H10V241H11ZM16 240H18V239H16ZM16 240H15V241H16ZM53 240H54V239H53ZM71 240H72V239H71ZM164 240H165V239H164ZM194 240H195V239H194ZM12 241L14 242V240H12ZM12 241H11V243H12ZM51 241H52V240H51ZM56 241H57V240H56ZM192 241H193V240H191V242H192ZM3 242H4V241H3ZM17 242H18V241H17ZM17 242H16V243H17ZM29 242H30V243H29ZM52 242H53V241H52ZM73 242H74V241H73ZM191 242H190V243H191ZM11 243L9 242L8 244H11ZM40 243H39V244H40ZM48 243H49V241H48ZM185 243H186V242H185ZM248 243H249V242H248ZM1 244H3V243H1ZM8 244H7L8 248L5 247V250H8V251H9V245H8ZM13 244H14V243H13ZM37 244H38V242H37ZM37 244H36V246H37ZM75 244H76V243L74 242V245H75ZM180 244H181V243H180ZM4 245H6V244L4 243ZM14 245H15V244H14ZM14 245H12V246H14ZM28 245H29V247H28ZM55 245H56V244H55ZM69 245H68V246H69ZM72 245H73V243H72ZM209 245H210V244H209ZM243 245H244V243H243ZM12 246L10 245V248H12ZM36 246H35V247H36ZM39 246H41V245H39ZM246 246L248 247V245H246ZM2 247H3V246H2ZM2 247H0V248H2ZM20 247H21V244H20ZM24 247H25V246H24ZM48 247H51L50 250H49ZM154 247H155V246H154ZM182 247L184 248V246H182ZM185 247H186V246H185ZM194 247H195V246H194ZM196 247H197V246H196ZM208 247H209V246H208ZM210 247H211V246H210ZM224 247H225V246H224ZM13 248H14V247H13ZM13 248H12L11 250H13ZM25 248H26V247H25ZM39 248H40V247H38V249H39ZM55 248H56V247H55ZM74 248H75V249H74ZM183 248H182V249H183ZM201 248H203V247L201 246ZM212 248H213V247H212ZM251 248H252V247H251ZM14 249H15V248H14ZM20 249H21V250H20ZM38 249H37V247H36V250H38ZM43 249H44V250H43ZM45 249H46V250H45ZM47 249L49 250V252H47ZM210 249H211V248H210ZM248 249H250V248L248 247ZM2 250H3V249H2ZM11 250H10V251H11ZM157 250H156V251H157ZM206 250H208V249L206 248ZM250 250H251V249H250ZM250 250H248V252H251ZM8 251H7V252H8ZM44 251H45V253H43ZM76 251H77V252H76ZM189 251H190V249H189ZM223 251H224V250H223ZM237 251H238V250H237ZM245 251H247V248H246ZM4 252H5V251H4ZM13 252H14V251H13ZM18 252H19V253H18ZM5 253H6V252H5ZM15 253H14V254H15ZM30 253H31V255L33 254L34 256L32 255L33 257H31ZM48 253H49V255L47 256ZM8 254H10V253H8ZM17 254H16V256H18ZM26 254L28 255L27 257H26ZM45 254H46V255H45ZM248 254L250 255V254H252V252H251V253H247V255H245V252H244V253L241 252V255H242V256H243V255L248 256ZM253 254H254V257H255L256 254H255V253H253ZM253 254H252V255H253ZM44 255H45L46 257H45ZM198 255H199V256H198ZM218 255H219V254H218ZM252 255L249 256V257H252V259H253L254 257H253ZM259 255H260V254H259ZM29 256H30V257H29ZM194 256H196V258H195ZM197 256H198V258H197ZM9 257H10V256H9ZM47 257H48V259H47ZM0 258H1V255H0ZM29 258H30V259H29ZM38 258H39V256H38ZM238 258H239V260L242 259V258L239 257V254H238ZM243 258H244V256H243ZM246 258H248V257H245V260H246ZM257 258H260V257L257 256ZM263 258H264V257H263ZM3 259H4V258H3ZM3 259H2V260H3ZM35 259H36V258H35ZM249 259L252 261L251 258H248V263H252V262H250ZM8 260H9V259H8ZM24 260L22 259V261H20V262H21L20 264H22V263L25 264V261H24ZM242 260H243V259H242ZM254 260H255V261H256V260L259 261V259H253V261H254ZM4 261H7V259H5ZM4 261H3V262H4ZM9 261H12V260H9ZM9 261H8V262H9ZM28 261H27V262H28ZM260 261H261V260H260ZM261 262H262V261H261ZM9 263H10V262H9ZM11 263H12V262H11ZM11 263H10V264H11ZM245 263L247 264V261H245ZM0 264H1V263H0ZM4 264H5V263H4Z\"/></svg>",
  "mask_w": 264,
  "mask_h": 264
}]
</instances>
